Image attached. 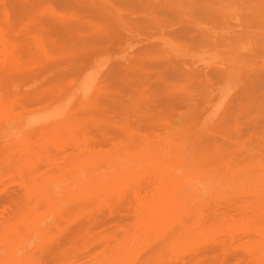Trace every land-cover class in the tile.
Instances as JSON below:
<instances>
[{
  "label": "rangeland",
  "instance_id": "374dc122",
  "mask_svg": "<svg viewBox=\"0 0 264 264\" xmlns=\"http://www.w3.org/2000/svg\"><path fill=\"white\" fill-rule=\"evenodd\" d=\"M7 1H8V4L3 5L4 3H7ZM12 1H14V3H12ZM15 1L16 0H0V2H1L0 4L3 3L2 4L3 6L0 5V9H2V10H0V12H1V14L3 13L4 16H5L4 17L3 15L0 14L1 16H3V17H0V20H1V22L4 20L3 21L4 24L7 23L5 25L2 24L3 22L1 23V26L4 25L5 29H2V27L0 26V31L4 34V36L6 35L5 36L6 38H8V37L11 38V39L8 38L9 40H13L15 38V40L20 39V41H21V39L22 40L25 39L24 41H26V38H27L28 41H31L33 39L30 42V46H31V43L33 44V42H34L35 36H37V34H35V32L38 33L40 31H43L42 27H39V22H41V20L43 22H46L45 20L48 19L47 21L49 23V20L51 18L50 13L48 11H45L46 9H44V10L42 9V4H44L42 1H44V0H38V1L37 0H24L25 2L23 0H19L20 2H22V4H20L22 6L21 8H19L20 7L19 3H18V7L16 6L17 4H16ZM36 1H37V5L34 3ZM45 1H47V0H45ZM58 1L57 0H50L49 6L55 8V9L61 7L60 9H62L63 5L65 4V1L63 0L64 3H61L63 1H60V0H58ZM77 1H78V4L77 3L76 4L78 5L79 9H84L85 7L86 8L90 7V9H88V11H86V12H83L85 10L82 11V13L84 15H87V18L89 20L90 19L97 20L98 23L101 26L108 27L109 29H114V28L117 29V28L123 26V28H122L123 31H124L123 33L124 34L126 33L123 37H128V38L127 39L124 38L123 42L120 43V44L113 43L112 41L109 40V42L102 48V50L100 48L99 49H95L94 48L92 53L90 54L91 56H87L85 59H80L79 58V55L80 56L82 55L81 54L80 45H74L76 47H72L73 45H64V48L56 47V46L52 47V48L49 47L50 48V50H49L50 57L48 56V57L44 58L43 60L38 58L39 59L38 60L36 58L37 57L36 56L35 59H34L35 54L37 55V51H34V52H36V53H34L33 50H29L30 55L28 56L27 54L29 52H27V49H26L27 46H28V44H27V46H25V48H24V49H26V51L25 50L24 51L27 53V54H24L26 56L25 61L28 63V62L31 61L32 58H33L32 60H34V61H31V64H29V65L26 64V62L25 63L23 62L24 63L23 64L24 68H23L22 73L15 74L12 77L11 76L10 77L7 76L5 78V81H4V85L5 86H4V88H6V87L7 88L4 89V90L6 91V93L8 92L7 93L8 96L13 94L12 92H14V91H15L14 93L18 94L17 96L19 98H21L23 96V94H24V96L27 94L21 100L25 102L26 98H28L27 99V103H28L30 98H31V95L33 94V92L35 93L37 90H39V88L42 85H43V90H44V88L46 90V88H47L46 86H48L47 91L49 90L48 91L49 94L46 91H44V93H43L44 99L43 100L48 103L49 99L51 100L50 102H52V101H54L56 99H59V98H61L60 100L63 99L62 102L60 101V103L62 105H60V103L58 102L59 100L56 102V104L58 103V105L60 106V107L58 106V109L60 108V109L64 110V112H66V114H67V112L68 113L70 112L71 114L69 113L68 115L72 116V114H76V113H74L75 110H76V112H77V110H79L77 107L78 106L80 107V105H78V103H79L78 101L79 100L77 101V99H79L78 95H79L80 91H78V90H76V88L72 87V81L76 82L78 77L84 71L87 72V69H88L89 66L91 67V66H94V64H97V67H98V66L101 65V70H103V72H104L109 67L111 62L115 61V59L117 57L121 56V54H122L121 52L125 48H128V50L131 51V52H134V51L138 52V51H142V50H147L148 48L153 47V46L158 47V44H163L164 53L166 51L165 54H167V51H168V53L170 54V57L172 59H174V60L179 62V65H180L181 69H186V67L189 68V65H190V66H192L191 69L195 70L197 72V73L192 74V76L194 78V85L191 87V90H192L193 94L195 95V98L197 99V101H194V104H190V106L188 105V106L185 107L186 110L188 108L191 109L190 112L192 110H195V115L192 116L189 113L188 120H186L185 122H181V123H177L176 119H175L173 121V123H175V124L168 123L169 124L168 126L165 125L168 128L167 129L161 128V129H159V132H158L157 128L154 129L152 127H150V128L149 127H144V126L138 124V121H136L135 126H138L140 128L139 129H134L135 131H132V132L129 133V131H127L125 129H122L121 125H122V122H126V120L134 122L133 120H134V118L136 116L132 119V113L133 112H130V111L129 112H124V111H121V110H115V109H112L109 105H105L103 107V105L106 103V101H105L106 98H101V99H99V101L101 103V106L99 108V113L101 114V116L105 117L106 120H102V122H101L100 118L102 119V117H100V115H97L93 119L89 118L88 117V110L85 109V108H84L83 111L80 109V111L82 112V114L87 113V114H85V116L87 115L86 117H88L87 119H89V120L83 119L85 116L83 115L84 116L83 117L82 114L79 111L76 114L78 116L75 115L76 118L73 115V117H74V118L72 117L73 119L72 118H69L70 120L68 118L64 119L63 121L66 122V120H67V123L62 122V124H66V126L69 127L68 130H70V131L72 130L73 132H75V134H73V132L66 131L67 130L66 126H65L66 128L62 127V128H65V131H63L64 133H62L60 131L61 135L59 134L60 136L57 137L56 142H54V143H56V145H54V143H50L49 144V145H52V146H49V151L51 150L50 153L48 152L49 153L48 154L49 158L46 157L45 159L39 160L36 163L35 166L37 168L36 171L38 172L37 175L46 176V173L49 172V171H52V170H54V171H57V170L61 171L62 170V172H63L64 166L67 163V165L69 167L66 165L67 167L65 166L64 172H66V171L68 172V171L71 170L74 173V174L73 173L69 174L70 178L73 179V178L81 177L82 179L84 178L83 180H86V179H88V177H90L93 174L108 173V175H111L114 170H117V169L121 168L122 166H126V165H131L132 166L133 165L132 167L134 169L136 168L137 171H139L141 175H139L140 176L139 178L131 176V180L128 181L130 184L141 182L140 184L142 186H149L150 185L149 183H151V185H150V187H151V186L156 185L157 181L158 182L162 181L164 184H165V182L168 183L170 181L168 185H171V183H172V185L174 184L175 187H177L179 183H180L179 186L183 183L182 185H185V187H186L187 185H193L195 183L193 181H196V183L194 185L197 186V184L200 182L198 184V186H205V185L207 186L208 185L207 187L210 188L209 192H210L211 196L209 195V192H208L207 195H206V193H205V195L203 194L202 198H200V199L204 198L205 201L208 200L210 202L211 200L215 199V197H216V196H213L214 198L209 199V198L212 197V195H215V194L218 195L220 193L219 196L221 197L222 196L221 192H223V193L226 192L225 195H224V200L223 201L225 202L224 204L228 203L225 200V196L227 195V196L230 197V198L228 197V199L226 198L230 202V204L228 203V205H225L223 207L224 204L222 203L220 205L222 207H220L219 204L222 202V198H223V196H222V198H220L221 202H219L218 200H213L214 201V203H213V201H211L212 202L211 207H213V208L211 209V207H210L209 211H211L213 209H214V211H211V212L208 213L207 211H205V210H207L205 205L202 206L203 202L199 203V202H201V200H198L199 197L196 198V199L193 198L194 199V201H193L194 203H197V205L202 204L201 207H205L204 212H206V213L203 212V209H204L203 208L202 212L204 213L203 214L204 216L202 217V215H201L202 213H198L197 212L196 208H198V207H195V208H193L191 210V212H190L191 214L190 215L192 216L193 214H196L197 216L195 215L196 216L195 218H197V217H199V215H201L199 218L202 221L203 225L208 220L211 221L212 219L215 220L217 218V220L213 221L214 223L211 222L212 223L211 224V229L216 227V233L218 232V235L216 233L215 234L217 235V238L218 237L221 238V239H218V242L216 241L217 239H216V235H214V232H211V236H208V237H206V236H196V235H194L192 237V234H191V236H188V237H184L183 236V237H179L177 239H174L175 241L173 239H171V240H173V243H170V244H171L172 247L175 245L173 247L174 250L172 249L170 244H166V243L163 244V245L161 244L162 247L158 246L157 248H151L153 246H156V244H154V243H156L157 241H160V240H152V241H150V239H147L145 241L144 239H140L141 241L143 240L142 241L143 245H135L134 248L130 252L128 250H126L125 252H122V250H119V253H118V250L115 248V245L117 246L118 241H119L118 238L120 237V236L118 237L117 235L120 234V233L122 234V230L120 229L118 224L121 223V220L123 219V217H121V219H120V216H123V214L121 213V215H120V212H119V215H118V213L115 212L113 214V216L111 217V215H109L108 213L106 215L105 211L99 210L98 212L100 214L102 212L105 213V216L103 214H101L103 217H105V219H103V224H102L104 227L102 225H98V227H99V229H98L97 226H95V228L93 226L92 230H93V232L96 230L97 231L96 233L95 232L91 233L90 232V231H92L91 229L85 230V231L82 230V226L84 224V222H83L84 219L81 218V221H79V222H77L78 220H75L76 222H73L75 226H73L72 225L73 223L70 222L69 223L70 229L68 231H70V230L71 231L69 232L68 236L63 238V240L65 239L64 241H66L67 240L66 238L68 237V239H70L69 237L71 235V240L70 241H72V242L70 243V241L68 240V243H70V246L67 243L68 244L67 246L69 248L72 246L71 249L64 248V246H66V244L64 245V241L62 240V237H60V236L59 237L58 236H53L55 239L56 238L58 239V240L56 239L57 242H55L57 244L54 243L57 246H55L53 244V242L55 240L53 237L50 238V241L51 242L53 241L52 242L53 246L50 245L51 243H50L49 239L47 240L46 238H44V239H46L48 241L47 244H49L51 246L50 247L51 250L49 248L50 252H48V250H46V251L43 252V255H42V252H41V256H40L39 254L35 253L37 250H38V252L40 250L38 248H36V246H34L37 250L35 249L36 250L35 251L34 247H32L33 251L30 252L32 254H29L28 257H27L28 259L24 260L23 263L22 262H20V263L21 264H25L27 261L30 262L31 259L33 260V259L37 258L36 255H39L41 257L40 258L38 256V258L36 259L37 261L35 260V262H38V263H35L34 261H31L30 264H33V262H34V264H40L39 263L40 259L42 260V261L40 260L41 264L42 263L44 264V261L47 262V263L45 262V264H52V262H53V264H59V263L55 262L54 259H56V261H61V260H59L60 258H63L62 259L63 261H61L62 263L63 262L64 263L65 262H69V263H65V264H76V263L77 264H95L96 262H97L96 264H106L107 262H109L107 264H111L110 262H112V264L113 263L115 264L116 263L115 261H117L118 258H119V260H118L119 262H117V264H120V262H121V264H135V263L136 264H142V262H144L143 264H147L148 262H149L148 264H150L151 262H155L156 263L157 261L159 262L158 264H164L165 262H166L165 264H173V263L175 264L176 260H178V262H179V263L177 262L178 264H182V263L183 264L184 263L185 264H189L188 260L191 263L192 259L196 260V261L200 260V261H197V264H198V262L200 264L201 261L202 262L207 261L208 262L207 264H211L212 262L209 263V261L216 259L217 261H215V262L219 263L218 260L220 258H222V260L225 258V260L227 259L226 261H228V262H225V260H223L219 264H227V263H229V264H244L246 262V260H248L249 264H251L250 262H252V264H254V263L255 264H257V263L259 264L260 262L264 261V259L261 258L262 256L264 257V253L260 254V252H259V249L263 248V245H264V240H263V238H264L263 234L264 233H261V231H258V232L254 231L256 226H255V228H253L254 226L252 224H254L255 221H250V222H254V223L251 224L253 227H251V225L248 223L253 231L248 226H245L246 228L244 227L245 230H243V232L240 231L242 229V227H243L242 226L243 223L241 221L242 220L241 217L244 218L245 216H247L248 218L245 217L246 218L245 220H248L249 216L252 215L251 213L255 212L256 208H254V207L250 208L249 206H252L254 204V203L252 204L251 201L255 200V197L259 196V194L255 192L256 196L254 195V198H253V195L250 194L252 192L248 191L249 192V194H248V192H245V193H244V191L238 192V191L233 190V188H231V187H234L231 184L236 183V180H237L236 178H237L238 174L241 173V170H242V173H241L242 176L240 175V177H238V178L242 177V178H244L246 180L245 176L248 177V173H250L252 176L253 175L254 176L257 175L256 178H254V176H253L252 180H251V178L250 179L247 178V181H246L247 182L246 183L247 186L248 185L251 186L250 181L254 182L253 180H256L254 182V187H257L259 184L262 185L264 183V0H96V1L95 0H77ZM31 2L34 5H36V6L34 7ZM39 3H41L40 4L41 6L38 5ZM25 4L28 7L25 6ZM6 5L10 6V7L7 6V8L9 10L6 9ZM1 6H2V8H1ZM24 6H25V8H24ZM3 7H5V8H3ZM26 7H27L28 10L31 7L32 8L30 9V11L27 12ZM36 7L39 8V9H37ZM10 8H15V9H10ZM22 8L24 9V11H23ZM35 8L37 10H39L40 12H38ZM34 9L36 11H34ZM41 9L43 10V12L41 11ZM3 10H4V12H3ZM14 11H16V13L17 12L18 13L16 14V13H14ZM31 11H32V13H31ZM33 11H34V13H33ZM24 12H26V13H24ZM29 12H30V14H29ZM35 12L36 13L38 12V13L36 14ZM12 13L15 14L14 17L11 15ZM32 14H34V15H32ZM11 17H13V18H11ZM45 17H46V19L44 20ZM7 18H9V19H7ZM10 19H12V20L14 19L15 21L14 20L11 21ZM9 21H11V23L13 22L12 24H14V23L16 24V25L14 24V26H13L14 28L11 30V31H13L12 33H10L11 31L9 32V30L11 29L10 28L11 26H9V23H10ZM11 23H10V25H12ZM6 25H8V27ZM4 26H3V28H4ZM5 30H6V33H5ZM14 32H15V35L19 34L20 36L17 35V37L18 36L19 37L16 38L15 35L14 36L12 35V37H10L11 36L10 34H14ZM44 34H45V32H44ZM7 35H10V36H7ZM45 36H47V35H45ZM24 37H26V38H24ZM29 37H31L30 38L31 40L29 39ZM55 40L56 39L53 38L51 42H54ZM17 41H19V40H17ZM24 41H21V42H24ZM34 46L35 45L33 44V46H31V47H34ZM83 47H85V46H83ZM30 48H28V49H30ZM174 48H175V50H173ZM0 49L1 50L3 49V45L1 44V41H0ZM31 49H33V48H31ZM60 49H62V50H60ZM177 49H179L180 52H177L176 51ZM31 51H32V53H34L33 54L34 56H31V54H32ZM207 55H210L211 57L207 56ZM201 56L203 57L204 61L208 60L209 61L208 63H210V64H208V66L206 68L204 67L206 70L203 67H201L203 65L202 63L204 62V61L202 62L201 61L202 59L199 58ZM28 57H30V58L32 57L31 59L29 58L30 61H28V59H27ZM214 58L216 60H218V61L223 62V63H218V61H217V63H214L215 62ZM198 59H201V60H198ZM210 59L211 60L214 59V62L212 61L214 64L212 62H210L211 61ZM41 60H42V62H41ZM51 60L54 62L52 64L53 66H51V62H52ZM54 60L56 62L60 60V63L59 62L56 63ZM34 62H36L37 64L35 63L34 66H33ZM38 62H39V64H38ZM40 62H41V64H40ZM186 62H188V63H186ZM189 62H191V64ZM194 62H195V65H194ZM217 64H220L221 66L220 65L217 66ZM38 65H39L40 69H39ZM54 65H56V66L59 65V66H62V68H64V67H66V68L64 70H62V68H61V70H60V67L58 66L59 68H55V70L57 69L56 72L53 71V69L51 68L50 69L51 73H47V72H49V71H47V70H49V67L50 66L54 67ZM26 66H28V67H26ZM45 66H47V67H45ZM196 66L198 67V70H197ZM41 68L43 70H45V72L47 73V76H46V73ZM193 68H196V69H193ZM224 68L228 69V71H223ZM152 69H154V68H152ZM203 69L205 70V72H204ZM59 70H60V72H62L61 74L64 75V76L61 75L59 77L60 78L61 77L62 78L65 77V78H67L66 79L67 81H65L64 79H63V81H61L62 79L59 80V78H57L58 75L60 74L58 72ZM40 71H43L44 73L41 72V74H45V75L41 76L40 73H39ZM63 71L64 72H68V73H66L67 75L64 74ZM54 72H55V74L57 73V75H55ZM17 75H19L20 79L19 78L17 79V77H18ZM65 75L68 76V77H66ZM206 75H208V76H206ZM39 76L42 77L43 80ZM14 77H15V79L17 81L14 79ZM33 77L35 79H38V80L41 79L40 81L41 82L43 81V82L41 83L38 80H36V82H35V79H34V83H33L32 82L33 80H31V79H33ZM49 77H52V80ZM73 77H75V78H73ZM10 79H11V82H12V79H14L16 81V82H12V83H15V84H13V86L11 85L12 83L10 84ZM48 80L51 81L50 82L51 85L48 83L49 82ZM57 80H58V82H57ZM64 81H65V83H64ZM69 81H70V83H69ZM31 82H32V84H30ZM46 82H47V84H46ZM16 84H19V85L17 86ZM44 84H46V85H44ZM48 84L50 86L53 85V87H49ZM22 85L23 86L27 85V86L23 87ZM64 85L66 86V89L64 87H63L64 89L62 88V86H64ZM58 86L61 87V88H59ZM34 87H36L37 90ZM70 87H71V89L74 90L73 93L71 91H70L71 93H69ZM53 88H56V89H53ZM58 88H59V90H58ZM9 90L11 92H9ZM16 90L18 91V93L16 92ZM50 90L51 91L53 90V92L55 91L54 92L55 94L59 93L56 96V98H54L55 96L53 97V95L51 94L52 92L50 93ZM62 90H64V92ZM94 90H95V88L93 87V89L91 91L93 92ZM56 91H58V92L56 93ZM59 91H61V92H59ZM228 91H230V93L227 96L226 93H228ZM65 93H69L68 94L69 95L68 102L70 101L69 98H71V97L75 98V99L77 98L76 100L75 99L74 100L71 99L72 102L73 101L75 102L74 105H76V109L72 108V107H75V106H73L74 102L73 103L71 102L70 104H68V102H66L65 98H67V97H66ZM16 94H13V95L15 96ZM29 94H30V96H29ZM74 95H76V97ZM221 95L222 96L225 95L226 98H224L225 100L224 99L222 100V104L219 106V108H218L219 110L217 111V114L213 118H211V121L208 122V123H205L204 127H202V125H200L201 123H204V122L200 121L199 123L196 124L197 117L201 119L202 115L204 114L206 109L209 108L210 105H212L214 103V99L215 98L217 99V97L219 98ZM48 96H50V97H48ZM222 96H221V98H222ZM11 98H14V97L12 96ZM15 98H14L13 102L11 103L13 105L12 106V109H13L12 113L16 114V112H17L19 114L21 112V113H23V115L29 114V113H32V111L34 112V109H36L39 106L38 104H37L38 106H36V103H34L32 101V103H29V104H31L32 106L35 104L33 107L32 106L30 107L29 105L23 106V104H21V107H20L19 103H22V102L16 100L17 98L16 99ZM15 102H19L18 103L19 105L17 104L18 107L16 106ZM27 103L25 102V104H27ZM39 104H42V103H39ZM43 104H45V103L43 102ZM64 105H67V106H64ZM55 106H57V105H54L53 107H55ZM70 106H71L72 110L74 111L73 112L71 110L73 113L70 111ZM19 107L20 108L23 107V108L20 109ZM17 108H19L20 110L17 109ZM30 109H32V110H30ZM86 110H87V112H86ZM84 111H85V113H83ZM63 116H65V115H63ZM77 117L81 118L82 121H84L86 123L88 122V125H90L91 127H88V126L84 125L86 123H84V124L82 123V124H78L79 126L77 125V127H78L77 128L76 127V123H75L76 122L75 119L79 120ZM94 119H95L96 123H94ZM97 119H99V120H97ZM73 120H74V122H73ZM89 121H90V123H89ZM92 121H93V123H92ZM68 122H70V124H72V125L74 124L75 128H74V125L72 126V125L69 124V126H68L67 125ZM236 123H237V125H236ZM95 125H97L98 127L95 126ZM83 126H86V127H83ZM49 127L50 126L47 127L48 130L46 129L47 131H49ZM80 127L84 128L85 132H83V133L85 135L82 133L83 129L80 128ZM53 128L55 129V127H53ZM53 128H52V126L50 127L51 130ZM62 128L60 126L61 130H62ZM87 128H88V130H87ZM103 128H105L107 130L106 131L107 135H106V132H105V134L104 133L102 134V133L99 132V130L100 131L101 130L105 131V129H103ZM143 129H144V131H143ZM136 130H140V131H136ZM51 132L49 134L50 135L52 134L51 136H54L55 135V131L52 132V133ZM66 132L69 135L68 134L65 135ZM91 132H94L95 134L96 133L97 134L100 133L101 134L100 135V139L98 137H95V134H92ZM155 132H157V133H155ZM31 133L34 134L32 131H31ZM90 133H91V135H89ZM77 134H79V135H77ZM86 134L88 136H92L93 138L95 137L94 139L97 138L98 143H97V140L93 141L92 137L88 138V136H86ZM75 135L78 136V137L75 138ZM103 135L107 136V139ZM125 135H126V138L129 137V138H127V140H125V138H123V136H125ZM135 135H137V137H139V138H136ZM37 136L38 135H34V137L33 136L32 137H33V139L39 138ZM67 136H69V137H67ZM83 136L85 138H83ZM101 136H103L106 141L108 140V142H106L104 139H103L104 140V142H103V140H101V138H103V137H101ZM108 136H109V138H108ZM145 136L146 137L148 136L147 137L148 142L146 140L144 141ZM173 136H175L177 138H175ZM65 137H66V139H64ZM80 137H82L83 139L80 138ZM140 137L143 140L142 142L140 140ZM171 137H173L174 139L171 138ZM113 138H115V139H113ZM155 138H156L157 142L154 140ZM89 139H90V141L92 140L91 141V145H90V142L88 141ZM120 139H121V141H119ZM168 139L171 142H169ZM176 139H178V140H176ZM62 140H64V141H62ZM78 140H79V143H77ZM85 140H87L88 143ZM109 140H111L112 142L109 141ZM66 141H67V143H66ZM151 141H152V143H150ZM193 141L195 142V144H194ZM68 142H70L72 145H73V143H75V145L71 146V144L68 143ZM100 142H103V143L101 144ZM109 142H111V144L116 142V144H113L114 146L110 147L111 144ZM191 142H192V145H191ZM65 143L67 144L65 146L68 149L72 148L73 151H72V149L69 151L64 146ZM94 143H97V144H94ZM106 143H108V145L109 144L110 145L108 146ZM140 143H142V144H140ZM145 143L147 144V146L144 147ZM149 143L151 144V147H148V146H150ZM203 143H204V147H203ZM99 144H101L102 147L106 146L105 147L106 149L102 148ZM118 144H120V145H118ZM98 145H99V147H98ZM132 145H134L133 147H135V146L136 147L133 148ZM161 145H163V146H161ZM184 145L185 146L187 145L189 149L187 147L185 149ZM58 146H60V147L62 146L61 150L59 149ZM96 146H97L98 150L96 149ZM63 147H64V150L62 149ZM74 147H75V149H74ZM107 147H109V148H107ZM183 147H184V149H183ZM145 148H146V150H145ZM149 148H151V149H149ZM155 148H156V150H155ZM58 149H59L60 152L58 151ZM65 149H67V150H65ZM173 149H175V150H173ZM190 149H193V150H190ZM196 149L198 151L201 149L200 153L202 152L201 155H203L204 158L206 157L205 159L207 161H210V158H211V161H210L211 165L210 164H208L209 166L208 165L207 166L202 165V162L198 161V160H200V158H199L200 155L199 154H198L196 159L194 158L195 160H197L198 158L199 159L197 160V162L195 164L193 163L194 162V160H192L193 156H192V154L189 155V153H191L190 151H194L193 153H195V155H197L196 154ZM202 149H204L205 151H206V149H207V151L209 149V152L211 151V155H209V152H206V153H208L207 156L204 155L206 153H204L205 151H203ZM84 150H86V151H84ZM89 150L90 151L92 150L91 151L92 154H91V152ZM147 150H149V151H147ZM160 150H162V151H160ZM182 150L184 152H185V150L188 151V153H187V151L185 152V155L188 154L187 157H184L185 160L183 159V157L178 159V156H180V152H182ZM61 151H62V153H61ZM76 151L80 152V154L77 153ZM171 151H172V153H171ZM81 152H82V154H81ZM89 152H90V154H89ZM147 152L148 153L150 152L151 154L150 153L148 154ZM158 152H160V153L158 154ZM161 152H164V154L162 155ZM167 152H169V154L171 153L172 157L169 156L167 154ZM64 153H65V155H64ZM53 154H54V156H53ZM72 154H74V157H72ZM156 154L158 156L161 155L160 158ZM177 154H178V156H177ZM214 154H215V156H212ZM62 155H63V157H62ZM149 155H152V157L153 156L154 157L152 158ZM174 155H176V156H174ZM58 156H60V158ZM65 156H67V158H66L67 160L65 159ZM75 156H77V157H75ZM134 156H136V157H134ZM139 156H141L140 159H139ZM162 156H163V158H162ZM169 157H170V159L171 158L172 159L171 160L168 159ZM149 158L151 160H149ZM164 158H166V160L168 159L170 161L174 160L173 158H175V159L177 158L179 161L176 159L178 162H176V160H175V162L176 163L180 162V165L179 164L178 165L175 164V162H173V161H172L173 164L165 163L166 161H164L165 160ZM186 158H188V159H186ZM63 159H64V162L62 161ZM68 159H69V161L70 160L71 161L69 162ZM155 159H158V160L161 159L162 160V161L161 160L160 161H161V164H164V167H163L164 169H161L162 167L161 168L159 167L160 163L158 164V160L156 161ZM216 159H220V160H218L219 163L217 162ZM56 160H58V161H56ZM138 160H139L140 163L139 162H135V161H138ZM220 161H221V164H220ZM227 161H228V163H227ZM47 162H49V163H47ZM62 162L64 163V165H63ZM147 162H149V163H147ZM181 162L185 164V165L183 164L184 165L183 167H180L182 165ZM203 162H205V160H203ZM70 163L72 164L71 166H70ZM224 163H226V164H224ZM166 164H168V165H166ZM187 164H189V165L186 166ZM204 164H206V162ZM51 165H53V166H51ZM99 165H101L102 167L99 166ZM222 165L226 169L227 168L228 169L225 171V168H223ZM226 165L229 166V167H226ZM161 166H163V165H161ZM167 166L168 167L170 166L169 167L170 170L168 169ZM174 166H175V168H174ZM204 166H205V168L207 167L208 171L210 169L211 171L213 170L214 172H210L211 173L210 175L208 174V175H205V177H204V173L208 172V171L202 170L204 168ZM157 167H159V170L161 169L163 172L160 173L161 170L158 172ZM179 167H180V169H179ZM220 167H221V169H220ZM74 168H76V169L74 170ZM184 168H188V169H184ZM38 169H40V170H38ZM67 169H69V170H67ZM181 169L182 170L184 169L183 171H186L185 173H188L189 176H191L190 173L193 174L195 172L193 174L194 176L193 177L191 176L192 178L189 177L188 174L186 175L188 178L185 177V176H181V175H183ZM193 169H195V170H193ZM200 169H201V171H204V172H202L203 174L201 173ZM215 169H218L219 173ZM244 169H245L246 172L244 171ZM192 170H193V172H192ZM222 170H224V171H222ZM230 170H231V172H230ZM247 171H248V173H247ZM156 172H158V173H156ZM185 173H184V175H185ZM199 173H201V174H199ZM212 173H214V174H212ZM220 173L223 174L224 176L221 175ZM167 174H169V175H167ZM231 174L232 175L234 174L235 176L233 175V177H231L232 176ZM236 174H237V176H236ZM250 174H249V177H252ZM180 176L182 177V179H181ZM209 176H211V177L208 178ZM8 177H11L10 179L9 178L8 179L15 186V183H14V180H13L14 177H13V179H12L11 175H9ZM145 177H147L148 179L145 178ZM178 177H179V179L182 180V182L180 180H178ZM196 177H197V180H194V178H196ZM213 178H216L217 181L218 180L221 181V179H222V181H224L226 179L225 180L226 182L225 181L223 182L224 185H226L228 183V180L231 179V178L232 179L235 178L236 180L234 179L235 182H231L232 180H230L229 181V186H228V184H227V188L223 186V189H224L223 190L222 189L223 183L221 184L222 181L220 182V184H221V186H220L221 189H220L219 188L220 184L218 185L219 181L216 182V179H213ZM242 178L238 179V180L239 181L243 180ZM168 179H169V181H168ZM198 179H200L199 182H198ZM201 179H203V181H206L207 179H210L209 182H211L212 185L207 184L208 180L206 181V183L204 182L205 185L204 184L202 185ZM212 179L214 180V182L216 184H213L214 182L211 181ZM142 180H144L146 182V184ZM177 180L180 181V182H178ZM248 180H250V181H248ZM191 181L193 182V184L190 183ZM184 182H186V183H184ZM188 182H189V184H187ZM238 182H237V185L239 184ZM241 182H243V181H241ZM256 182L257 183L261 182V183H259L257 185ZM255 183H256L257 186L255 185ZM143 184H145V185H143ZM244 184H245V182L242 183V185H244ZM215 185L218 186L217 188L220 189L219 190L220 192L219 191L216 192L218 189L215 187ZM10 186L8 187L9 188V193H6V192H8V190H6L4 192L0 191V193L2 192L1 193L2 195L0 194V197L1 196L3 197L2 199H0L1 200L0 202L2 204L5 203L4 199H8L6 197L8 195L10 196L13 192H14L13 193L14 197H16V198L20 194L19 190L14 189V186L12 187L11 184H10ZM240 186L238 185L237 187L238 188H242L243 187V186L242 187H240ZM247 186L245 188H249L250 187V186L249 187H247ZM251 187H253V186H251ZM263 187H264V184L262 186L259 185L258 188H255V189L252 188L253 189L252 191H255L257 189L258 191L260 190L262 192L263 191L262 190ZM10 188H11L12 191L10 190ZM213 188H215L214 189L215 192H214ZM230 188L233 191H235V192L234 193H230L229 192V191H231ZM238 188H236V184H235V188L234 189H238ZM228 189H230V190H228ZM243 189L244 188H242V190ZM238 190H240V189H238ZM247 190H249V189H247ZM143 191H142V194H141V198H142V195L144 196V198H142V199H145V198L149 199V198L152 197V193H151L152 191L151 192L149 190H143ZM211 192H214V194L211 193ZM3 193H6V194L3 195ZM143 193L147 194V195L145 196ZM227 193H229L230 195H228ZM208 195H209V197H208ZM263 195L264 194H262L260 196H262L263 200H264V196ZM4 196H6V197L4 198ZM219 196H217V197H219ZM259 198H261V197H257V199H258L257 203H259V200H260ZM7 201L8 200H6V204L9 203V202L7 203ZM205 201H204V203L207 204V202H205ZM216 201H217V203L219 202V204H217L218 206L215 203ZM255 201H253V202H255ZM261 201H262V199L260 200V203H261ZM211 202H210V204H211ZM248 202L250 203L249 206H247L249 204ZM231 203H232V205H231ZM70 204L71 203H69V205H68V211H69V209L72 210L73 209L72 207H74L73 204L72 205H70ZM210 204H208V205L210 206ZM209 206L207 208H209ZM246 206L249 207V208L247 209ZM3 207H5V209ZM2 208L4 209L3 212L5 214V210L8 207H6L5 204L2 207L0 206V212H1L0 216H2L1 214H3L2 211H1V210H3ZM224 208L228 209L227 211H229L231 209L228 213H229V215H231L230 217L233 218V221H232V219L229 216H226L227 215L226 214L227 211ZM194 209H196V211ZM199 209H200V207H199ZM219 209H220V211H219ZM250 209L252 210L251 212L249 211ZM8 210H10V208L7 209L6 211H8ZM71 210L69 212H67V213L71 217H73L72 213H71ZM217 211H219V212H217ZM8 213H9V211H8ZM207 213L209 215L211 213L212 219H211V217L209 218V216H207L208 215ZM6 215H7V212H6ZM116 215H117V217H116ZM220 215L222 217L223 216L225 217V218H222V220L224 219L226 222L228 220V223L224 224V226L226 228L225 229L226 232L223 229V231H224L222 233L223 236H221L220 232H222L221 228H224V227H222L223 224H222V226L220 224H221V222L223 223L225 221L221 220V216ZM205 216L207 217V220H206V218L204 219ZM218 216L220 217L219 219H218ZM226 217L230 218L231 222H229V219H226ZM115 218H118V219H116L117 222L115 221ZM108 219H110V220L108 221ZM113 220L115 222H113ZM218 220H220L221 222L218 221ZM111 221L113 223H111L109 225L108 222H111ZM217 221L220 222V223H218ZM248 221H246V222H248ZM215 222L217 223V226L220 225L219 227H221V228L215 226L216 225ZM232 223H234V225H235V223H238V225L234 226ZM229 224L230 225L232 224L231 226H229L230 228L226 226V225H229ZM116 225L118 226V229H117ZM243 225H245V224H243ZM106 226H108V228L110 226H112V227H110L111 230H113L112 228L116 227L115 228L116 230L112 231L113 233L115 232L114 233L115 235L114 234H107L106 233L107 229H105L106 231L104 230L105 231V233H104V231H102V230H103V228H107ZM79 227H80V229H79ZM96 227H97L98 230L96 229ZM76 229H79V230L76 231ZM80 230L82 231V233H78ZM228 230H229V234L231 233L230 236L227 234ZM119 231H120V233H119ZM99 232L102 233V235H100L101 237L104 235L103 236L104 238L102 237L103 239L99 238V236H98ZM107 232H109V231H107ZM73 233H76V234H79V235L81 234L80 236L78 235L79 239H76L77 236H75L76 234H74V236H75L74 237ZM84 233L87 234L89 236V238H90V236H92V234H93V236H92V238H90L88 240V237L86 238ZM225 233H226V235H225ZM258 234L262 235V239H260L261 240L260 243H259V239H258V243L255 242L256 241V237L255 236H257V238L258 237L261 238V235L258 236ZM105 235L107 237H105ZM188 235H190V234H188ZM81 236H82V239L80 238ZM185 236H187V235H185ZM236 236H237V240H235ZM253 236L255 238V241H254V238H252ZM97 237L100 239L99 241L96 240V239H98ZM111 237H115L113 239H116L115 240L116 243H115V245H113V247H112V244H114V241H113V239H111ZM59 238H61V239L59 240ZM73 238L76 241H73L74 240ZM105 238H109V239H107L109 241H108V243L105 242L107 244L104 245L103 242H104V240H106ZM187 238H188V240H187ZM214 238L216 240L215 241L214 240L211 241ZM226 238L228 240H225ZM84 239H86V240H84ZM91 239H95L94 241L96 243L90 241ZM167 239H169V238H167ZM182 239H183V241H182ZM184 239H185V241H184ZM102 240H103V242H102ZM252 240L254 241V243L260 244V246L257 245L256 248H255V246H252V244H253L251 242ZM58 241L63 242L64 246L62 245V243H61V245H59ZM85 241H87L89 244L88 243H87L88 245H86V244L84 245L83 244L85 249L82 248V253L86 254V252H88L87 253L88 255L86 254L84 256L83 254H80L81 253V249L80 250H78V249L82 247L81 244L84 243ZM164 241L166 242V239ZM203 241L205 242L206 246H205ZM227 241H228V244H227ZM248 241H250V242H248ZM75 242H76L77 245L79 243V245H81V247L78 248L79 245L77 246L75 244ZM219 242H222V243L225 244V245L222 244L224 248L222 247V245ZM246 242H248V243L246 244ZM174 243H176V244H174ZM193 243L195 245H193ZM196 243H197V245H196ZM211 243H214L215 245L217 243V245L213 247L214 244H211ZM232 243L234 244V246H232L233 245ZM244 243L246 245H248V246L245 245L246 247H244V245H243ZM208 244H210L209 248H210V246H212V249L214 251L208 248V246H207ZM240 244H241V246H240ZM226 245H228V246H226ZM253 245H255V244H253ZM60 246H63V249H60L61 248ZM100 246H102V247H100ZM109 246H110V248H109ZM168 246H170L171 252L168 251V249H169L168 248L167 252H166L167 255H166L164 251L162 252V250H163V247L167 248ZM188 246L190 247V249L193 248L192 254L190 253L191 250L189 249ZM73 247H75V249ZM185 247L187 248V250H186ZM243 247H244V249H243ZM247 247H248V250L246 249ZM257 247L259 248L258 250H256ZM92 248H93L94 252H92V250H91ZM111 248H114V250H111ZM179 248H182V250L179 249ZM183 248H185V250ZM225 248H227V249L229 248L230 249V250L226 249L227 253L226 252L224 253V251L222 252V254L224 253L225 255H222V254L218 253L219 250L221 252V250H225ZM55 249H57L56 250L57 252L55 251ZM76 249L78 251H80V252L76 251ZM148 249L149 250L151 249L150 252H151V254H154V256L150 255V252H149ZM153 249H156V250L159 249L158 251H160V249H161V253H159L157 251V254L160 255L159 258L157 257L159 255H155L154 251H156V250H153ZM194 249H195V251H194ZM240 249H242L243 251H241ZM1 250H4V249L0 248V251ZM90 250H91V253H89ZM104 250H107V252H105ZM178 250L180 251L179 257H178V253H179ZM209 250H210V252H209ZM262 250H263L262 252H264V248ZM137 251H140L139 256H137L135 254V253H137ZM173 251H174V253H173ZM185 251H188L189 253L185 252ZM248 251H252V252L256 253V255H259V256H257V257L255 256L254 257V255H252V254L249 255V253H251V252H248ZM260 251H261V249H260ZM8 252L9 251H7V250L5 252L4 251L0 252V256L2 254H3V256L5 255L4 256L5 258H3V256L0 257V258L5 259V260L1 259L3 261H1L0 264H13L12 263L13 262L12 259H10V252L9 253ZM109 252H111L110 255H108ZM115 252L118 253V255L116 254V256H114ZM235 252H237V253H235ZM245 252H248V253H245ZM4 253H6V254H4ZM50 253H51V255L47 256ZM78 253H79L80 256H78ZM163 253L165 254L166 257L164 256ZM171 253H173V254H171ZM182 253L183 254L186 253L188 255V257H187V255L186 256L183 255L184 257L182 256L183 257L182 258L180 256V255H182ZM197 253H199V254H197ZM100 254H101V256H100ZM130 254L133 255L134 257L132 258ZM194 254L195 255L197 254V255L195 256ZM211 254L213 256H216V255L217 256L213 257ZM226 254H228V255L231 254L230 257H231V259L233 261H234V257L235 258L238 257V258H236V260L234 262L230 263L229 259H228L229 256L228 255L226 256ZM234 254H238V255L236 256ZM149 255L152 258H154V260L155 259H158V260L154 261ZM162 255H163V257H162ZM198 255H200V256L202 255L203 258L198 256ZM31 256H33V257L31 258ZM42 256H43V259H42ZM97 256H99V257H97ZM123 256L125 257V262H124V257ZM155 256L157 258H155ZM167 256H168L169 259L167 258ZM210 256H211V258H210ZM249 256H252V257H249ZM66 257H68V258L65 260ZM76 257L77 258L79 257V259H77V261L79 263L76 261ZM86 257H87V259H86ZM92 257H94V258H92ZM106 257H109V258H106ZM180 257L183 259L182 262H181V258ZM197 257H198V259H197ZM207 257L209 259H211V260H209ZM248 257L250 259H248ZM71 258H72V261L70 260ZM83 258H85L84 261L82 260ZM163 258H165V259H163ZM176 258H178V259H176ZM187 258H188V260H187ZM251 258L254 259V260H252ZM126 259H127V262H126ZM132 259H134V262H133ZM159 259H162V261L161 260L159 261ZM166 259H168V262H167ZM231 259H230V261H232ZM261 259H263V260H261ZM50 260L52 262H49ZM150 260H153V261H150ZM103 261H105V262L103 263ZM128 261H130V263ZM29 262H28V264H29ZM145 262H147V263H145ZM202 262H201V264H202ZM205 263L206 262H204V264ZM193 264H194V262H193ZM213 264H214V262H213ZM262 264H264V263L262 262Z\"/></svg>",
  "mask_w": 264,
  "mask_h": 264
},
{
  "label": "bare ground",
  "instance_id": "6f19581e",
  "mask_svg": "<svg viewBox=\"0 0 264 264\" xmlns=\"http://www.w3.org/2000/svg\"><path fill=\"white\" fill-rule=\"evenodd\" d=\"M24 1V0H23ZM38 1V0H37ZM37 1L36 2H34L36 5H37ZM58 1V0H57ZM60 1H63V0H60ZM65 1V4L63 5V7H62V9H60V8H57V9H55V8H53V7H50L49 6V2H50V0H47V1H42L44 4H42V9L44 10V9H46L45 11H48L49 13H50V16H51V18H50V20H49V23H48V19L47 20H45L46 19V17L44 18V20L46 21V22H43L42 20H41V22H39V27H42V30L43 31H40V32H38V33H36L35 32V34H37V36H35V38H34V42H33V44L35 45L34 47H31V46H33V44L31 43V46H30V42L33 40H31L30 38L31 37H29V39L31 40V41H28L27 40V38L26 37H24V38H26V41H24L25 39H21V41H24V42H21L20 41V39H17V40H19V41H17V40H15V38L13 39V40H9V39H11V38H6L5 36H4V34L0 31V41H1V44L3 45V49L1 50L0 49V191H6V190H8V192H6V193H9V186H10V184L12 185V187L14 186L13 184H12V182H10V178L11 177H8L9 175H11L12 176V179H13V177H14V183H15V186H14V189H17V190H19V196L16 198V197H14V192L9 196H4V198L6 197V198H8V199H4V201H5V203H1L0 204V206L2 207V206H4V204L6 205V207H8L7 209H9L10 208V210H8L9 211V213H8V211H6L5 210V214H4V209H5V207H3L2 209L3 210H1L2 211V213L3 214H1L2 216H0V248H2V249H4V250H1L0 252H2V251H9L10 252V259H12V263L13 264H19L20 262H22L23 263V261L24 260H27L28 258V255L29 254H32V253H30V252H32L33 251V249H32V247H34V246H36V248H38L40 251V253L38 252V250L34 247V250L36 251L35 253L36 254H39L40 256H41V252H42V255H43V252L44 251H46V250H48V252H50L49 251V248L51 247L50 245H52L53 246V244L55 243V242H57V240L53 237V236H60V237H62V240H63V238L64 237H66V236H68L69 235V232L71 231H68L69 229H70V225H69V223L70 222H76L75 220H78L77 222H79V221H81V218L82 219H84V224H83V226H82V230L83 231H85V230H89V229H91L92 230V227L94 226V228H95V226H97L98 227V225H102L103 224V219H105V217H103L101 214H103L104 216H105V213H99L98 211L99 210H102V211H105L106 212V215H107V213L109 214V215H111V217L113 216V214L115 213V212H117L118 213V215H119V212H120V215H121V213L123 214V216H120V219H121V217H123V219L121 220V223H119L118 224V226L120 227V229L122 230V234L120 233V231H119V233L121 234H118L117 236L119 237L118 238V244H117V246L115 245V240L116 239H113V238H115V237H111V239H113V241H114V244H112V247H113V245H115V248L118 250V253H119V250H122V252H125L126 250H128L129 252L134 248V246L135 245H143V240L141 241L140 239H144L145 241L147 240V239H150V241H152V240H160V241H155L156 243H154V244H156V246H153V247H151V248H157L158 246H161V244L163 245V244H170V243H173V240L174 239H177V238H179V237H188V236H191V234H192V237L194 236V235H196V236H206V237H208V236H211V232H214V235H218V232L216 233V227L215 228H212L211 229V224L212 223H214L213 221H215V220H217V218L215 219V220H213L212 219V217H211V213H210V215L208 214L209 212H211V211H214V209L213 210H211V211H209V209H210V207H211V205H212V202L211 201H213V200H218L219 202H221L220 201V198H222V196H223V198H222V202L219 204V202L217 203V201L215 202L216 203V205L217 204H219V206L223 203H225L223 200H224V195H225V193L226 192H221V194H222V196L220 197L219 196V194L218 195H212V197L211 198H209V199H212V198H214L213 196H216L215 197V199H213V200H211L210 202H211V204H210V202L207 200V201H205V199L203 200V199H200V198H202V196H203V194L205 195V193H206V195L208 194V192H209V190H210V188H208L205 184H204V182L206 183V181L208 180V183L207 184H209V185H212V183L211 182H209V180L210 179H207L206 181H203V179H201V181H202V185L204 184L205 186H198V184L200 183L199 181H200V179H198V184H197V186L196 185H194L195 183H196V181H193V182H195L194 184H193V182L191 181L190 183H192L193 185H187V184H189V182L186 184L187 186L185 187V185H180L179 186V184H178V186L177 187H175V185L173 186L172 185V183H171V185H168L169 184V179H168V183H166L165 182V184L162 182V181H160V182H158L157 181V184L156 185H154V186H151L150 187V185H151V183H149L150 185L149 186H142L140 183L141 182H137V183H134V184H130L128 181L129 180H131V176H134V177H136V178H139L140 176L139 175H141L140 174V172L139 171H137V169L135 168H133L131 165H126V166H120L121 168H119V169H117V170H114L113 171V173L111 174V175H108V173H98V174H93V175H91L90 177H88V179H86V180H83L81 177H77V178H70V175L69 174H71V173H73L71 170L70 171H66V172H64V170H65V166L67 165V163L65 164V166H64V170H63V172H62V170L61 171H54V170H52V171H49V172H47L46 173V176H44V175H37L38 174V172L36 171L37 170V168H36V163L39 161V160H42V159H45L46 157H48V154L50 153V151H49V146H52V145H49L50 143H54V142H56V140H57V137H59L60 135H61V132L62 133H64L63 131H65V128L67 127L66 126V124H62V122H64L63 120L64 119H66V118H72L73 117V115H74V117H75V115L77 114V112L79 111L81 114H82V112L80 111V109L83 111L84 110V108L85 109H87L88 110V117L89 118H91V119H93V118H95L97 115H100V117H102V119L100 118V121L102 122V120H106V118L105 117H103V116H101V114L99 113V108H100V106H101V103H100V101H99V99H101V98H106V103L103 105V107L105 106V105H109L112 109H115V110H121V111H124V112H133L132 113V119L134 118V122H131V121H129V120H126V122H122V125H121V128L122 129H125V130H127V131H129V133L130 132H132V131H135L134 129H139L140 127H138V126H135V123H136V121H138V124H140V125H142V126H144V127H152V128H154V129H156L157 128V130H158V132H159V129H161V128H165V129H167L168 127H166V126H168L169 124L168 123H173V121L176 119V122L177 123H181V122H185L186 120H188V118H189V113H190V115H192V116H194L195 115V110H192L191 112H190V110L191 109H185V107L186 106H190V104H194V101H197V99L195 98V95L193 94V92H192V90H191V87L194 85V78H193V76H192V74H194V73H197L195 70H192L191 68H192V66H190L189 65V68H187L186 67V69H181L180 68V65H179V62L178 61H176V60H174V59H172L171 57H170V54L168 53V51H167V54H165L166 53V51H165V53H164V46H163V44H158V47H156V46H153V47H150V48H148L147 50H142V51H134V52H131V51H129L128 50V48H125V49H123L122 50V54H121V56L120 57H117L116 59H115V61H113V62H111V64L109 65V67L103 72V70H101V65L100 66H98L97 67V64H94V66H89L88 67V69H87V72L86 71H84L79 77H78V79H77V81L76 82H73L72 81V87H74V88H76V90H78V91H80V93H79V99H77V101L79 102L78 103V105H80V107L78 106L77 108L79 109V110H77V112H76V110H75V112L72 110V108L73 109H76V105H74L75 104V102L73 103L72 102V100H74L75 98H69L70 99V101L68 102V97H69V93H73L74 92V90L73 89H71V87H70V90H69V93H65L66 94V97L67 98H65L66 99V102H68V104H70L71 102L73 103V106H75V107H72L71 108V106H70V111L72 110L74 113H76V114H72V116H69L68 114L70 113H68L67 112V114H66V112H64V110H62V109H58V103L56 104V102L58 101L59 103H60V101L62 102V100H60L61 98H59V99H56V100H54V101H52V102H50L51 100L49 99L48 101V103L47 102H45L43 99H44V95H43V93H44V91H46L47 93H48V91H47V88H48V86H46L47 88H46V90H45V88H44V90H43V85L39 88V90H37V88L36 87H34V88H36V92L34 93L33 91V94L31 95V98H30V100H29V102L27 103V99L28 98H26V103L27 104H25V102L24 101H22L21 99H23V97H25L24 96V94H23V96L21 97V98H19L17 95L18 94H16V93H14V92H12L13 94H16L15 96L13 95V94H11L10 96H8L7 95V93H6V91L4 90V89H6V88H4V81H5V78L7 77V76H14L15 74H19V73H22V71H23V68H24V63L26 62L25 61V58H26V56L24 55V54H27L25 51H26V49H27V52H29V50H33V52L34 51H37V55L35 54V56L33 55L34 53H36V52H34V53H32V51H31V56H34V59H35V57L38 59H44V58H46V57H50V54H49V50H50V48L49 47H61V48H64V45H73L72 47H76V46H74V45H80V47H81V56L79 55V58L80 59H85L87 56H91L90 54L92 53V51H93V49L95 48V49H101L102 50V48L109 42V40L110 41H112L113 43H116V44H120V43H122L123 42V40H124V38H128V37H123L125 34L123 33L124 31H123V26H121V27H119V28H114V29H109L108 27H103V26H101L99 23H98V21L97 20H94V19H88L87 18V15H84L83 13H82V11L83 10H85V11H83V12H86V11H88V9H90V7H85L84 9H79V7H78V1L77 0H64ZM64 1L63 2H61V3H64ZM96 1V0H95ZM5 2V1H4ZM16 2V6L18 7V3H19V8H21L22 6L20 5V4H22V2H20L19 0H16L15 1ZM25 2V1H24ZM40 2V1H39ZM41 2V3H42ZM59 2V1H58ZM1 3V2H0ZM10 3V2H9ZM12 3H14V1H12ZM32 3V2H31ZM41 3H39L38 5L39 6H41L40 4ZM77 3V4H76ZM102 3V2H101ZM3 4V3H2ZM2 4H0V5H2ZM5 4H8V1H7V3H4L3 5H5ZM33 4V3H32ZM2 5V6H3ZM14 5V4H13ZM24 5V4H23ZM36 5H34L33 4V6L35 7ZM2 6H1V8H2ZM7 6L8 5H6V9H8L7 8ZM25 6H27L26 4H25ZM25 6H24V8H25ZM8 7H10V6H8ZM28 7V6H27ZM27 7H26V9H27ZM38 7V6H37ZM36 7V8H37ZM65 7V8H64ZM3 8H5V7H3ZM30 8V7H29ZM32 8V7H31ZM30 8V9H31ZM35 8V9H36ZM10 9H15V8H10ZM18 9V8H17ZM23 9V8H22ZM21 9V10H22ZM30 9L28 10L27 9V12L28 11H30ZM34 9V11H36L37 9H39V8H37L36 10ZM41 9V11L43 12V10ZM0 10H2V9H0ZM9 10V9H8ZM7 10V11H8ZM11 11V10H10ZM23 11H24V9H23ZM34 11H33V13H34ZM38 12H40L39 10H37ZM44 11V12H45ZM3 12H4V10H3ZM37 12V13H38ZM47 12V13H48ZM14 13H16V11H14ZM18 13V12H17ZM16 13V14H17ZM23 13V12H22ZM24 13H26V12H24ZM31 13H32V11H31ZM36 13V12H35ZM36 13V14H37ZM0 14H1V12H0ZM7 14V13H6ZM20 14V13H19ZM29 14H30V12H29ZM1 15H3L4 16V14L2 13ZM0 15V17H3V16H1ZM13 17H14V15L15 14H11ZM22 15V14H21ZM32 15H34V14H32ZM44 15V14H43ZM7 16V15H6ZM5 17V16H4ZM10 17V16H9ZM13 17H11V18H13ZM7 19H9V18H7ZM3 20V19H2ZM6 20V19H5ZM11 21H13L12 19H10ZM4 21V20H3ZM2 21V22H3ZM11 21H9L10 23H11ZM15 21V20H14ZM1 20H0V26H1ZM6 22V21H5ZM8 22V23H9ZM10 23H9V26H11L10 28V30H9V32L14 28L13 26H14V24H12V25H10ZM48 23V24H47ZM2 24H4V22L2 23ZM5 24H7V23H5ZM4 24V25H5ZM4 25H2L1 27H2V29H5V26ZM16 25V24H15ZM3 26H4V28H3ZM7 27H8V25H6ZM116 29V30H115ZM115 31V32H114ZM13 31H11L10 33H12ZM44 32H45V34H44ZM5 33H6V30H5ZM34 33V32H33ZM32 33V34H33ZM9 34V33H8ZM11 35V36H10ZM10 35H7V36H10V37H12V35L14 36L15 35V32H14V34H10ZM17 35H19V34H16L15 35V37L16 38H18L17 37ZM45 35H47V36H45ZM22 36V35H21ZM32 36V35H31ZM23 37V36H22ZM21 37V38H22ZM53 38H55L56 40L54 41V42H51L52 41V39ZM28 41V42H27ZM125 42V41H124ZM27 44H28V46H27ZM162 45V46H161ZM25 46H27V48L26 49H24L25 48ZM31 48H33V49H31ZM83 46H85V47H83ZM131 46V45H130ZM28 48H30V49H28ZM36 49V50H35ZM168 49V48H167ZM25 50V51H24ZM60 50H62V49H60ZM59 50V51H60ZM90 50V51H89ZM173 50H175V48L173 49ZM179 49H177L176 51L177 52H180V50L178 51ZM28 56L30 55V52L27 54ZM25 56V57H24ZM207 56H210V55H207ZM211 57V56H210ZM213 57V56H212ZM218 57V56H217ZM30 57H28L27 59H28V61H30V59L32 58H30ZM199 58H201V59H198V60H201L202 62L204 61L203 60V57L201 56V57H199ZM26 59V60H27ZM33 59V58H32ZM31 59V61H34V60H32ZM38 59V60H39ZM51 59V58H50ZM55 59V58H54ZM206 59V58H205ZM215 59V58H214ZM214 59L213 60H211L210 62H214ZM225 59V58H224ZM42 60H41V62H42ZM223 60V59H222ZM226 60V59H225ZM31 61L30 62H26V64H31ZM47 61V60H46ZM52 61V60H51ZM55 61V60H54ZM85 61V60H84ZM200 61V62H201ZM217 61L218 60H216L215 59V62L214 63H217ZM24 62V63H23ZM41 62H40V64H41ZM56 62V61H55ZM57 62H59L60 63V60L59 61H57ZM56 62V63H57ZM196 62V61H195ZM195 62H194V65H195ZM201 62V63H202ZM209 61L208 60H205L202 64V66L201 67H207L208 66V64H210V63H208ZM212 62V63H213ZM36 62H34L33 63V66H34V64H35ZM54 62L52 61L51 62V66H53L52 64H53ZM62 63V62H61ZM186 63H188V62H186ZM190 64H191V62H189ZM197 63V62H196ZM211 63V64H212ZM213 63V64H214ZM218 63H223V62H221V61H218ZM225 63V62H224ZM37 64V63H36ZM38 64H39V62H38ZM200 65V64H199ZM198 65V66H199ZM218 65H220V64H217V66ZM32 66V65H31ZM49 67V70H47V71H49V72H47V73H51L50 71V69L52 68L53 69V71H55L56 72V70H55V68H59L60 67V70H61V68H62V66H56V65H54V67ZM56 66V67H55ZM221 66V65H220ZM223 66V65H222ZM26 67H28V66H26ZM38 67H39V65H38ZM45 67H47V66H45ZM211 67V66H210ZM35 68V67H34ZM66 67H64V68H62V70H64ZM152 68H154V69H152ZM196 68H197V70H198V67L196 66ZM196 68H193V69H196ZM204 68V69H205ZM39 69H40V67H39ZM42 69V68H41ZM48 69V68H47ZM203 69V70H204ZM43 70V69H42ZM60 70L58 71L59 73V75H58V77L57 78H59V80L60 79H62L61 81H63V79L65 80V81H67L66 79L67 78H65V77H59V76H61L62 74V72H60ZM67 70V69H66ZM200 70V69H199ZM206 70V69H205ZM205 70H204V72H205ZM208 70V69H207ZM44 72H45V70H43ZM43 71H40L39 73H40V75L42 76V75H45V74H41V72H43ZM182 71V72H181ZM223 71H228V69H223ZM43 72V73H44ZM55 72H54V74H55ZM64 72V71H63ZM207 72V71H206ZM46 73V72H45ZM47 73H46V76H47ZM66 73H68V72H64V74H66ZM208 73V72H207ZM206 73V74H207ZM55 75H57V73L55 74ZM54 75V76H55ZM67 75V74H66ZM65 75V76H66ZM18 76V77H17ZM16 77H17V79L19 78L20 79V77H19V75H17ZM52 76V75H51ZM62 76H64V75H62ZM76 76V75H75ZM206 76H208V75H206ZM31 77V76H30ZM40 77V76H39ZM38 77V78H39ZM44 77V76H43ZM66 77H68V76H66ZM72 77V76H71ZM70 77V78H71ZM201 77V76H200ZM40 78H42V77H40ZM49 78H51V80H52V77H49ZM73 78H75V77H73ZM72 78V79H73ZM14 79H15V77H14ZM14 79H12V82H16ZM34 77H33V79H31V80H33L32 82L34 83ZM46 79V78H45ZM14 80V81H13ZM30 80V79H29ZM36 80H38V79H35V82H36ZM41 80V79H40ZM40 80H38V81H40ZM42 80H43V78H42ZM9 81V80H8ZM7 81V82H8ZM46 81V80H45ZM44 81V82H45ZM49 81V80H48ZM54 81V80H53ZM52 81V82H53ZM60 81V82H61ZM65 81H64V83H65ZM11 82V79H10V84L12 83ZM32 82L30 83V84H32ZM41 82V81H40ZM43 82V81H42ZM41 82V83H42ZM51 81H49L48 83L51 85V83H50ZM57 82H58V80H57ZM20 83V82H19ZM67 83V82H66ZM69 83H70V81H69ZM68 83V84H69ZM13 84H15V83H12L11 85L13 86ZM37 84V83H36ZM46 84H47V82H46ZM46 84H44V85H46ZM48 84V85H49ZM10 85V86H11ZM17 86L19 85V84H16ZM28 85V84H27ZM26 85V86H27ZM40 85V84H39ZM49 85V87H53V85L52 86H50ZM57 85V84H56ZM55 85V86H56ZM59 85V84H58ZM67 85V84H66ZM16 86V87H17ZM23 86V85H22ZM25 85L23 86V87H26ZM35 86V85H34ZM57 87V86H56ZM59 87V86H58ZM65 88L66 89V86L64 85V86H62V88ZM68 87V86H67ZM93 87L95 88V90L92 92L91 90L93 89ZM14 88V87H13ZM59 88H61V87H59ZM59 88H58V90H59ZM63 88V89H64ZM20 89V88H19ZM33 89V88H32ZM51 89V88H50ZM53 89H56V88H53ZM18 90V89H17ZM16 90V92L18 93V91ZM25 90V89H24ZM29 90V89H28ZM31 90V89H30ZM73 90V91H72ZM27 91V90H26ZM63 92H64V90H62ZM71 91V92H70ZM9 92H11L10 90H9ZM52 92V93H51ZM55 92V91H54ZM53 92V90L51 91L50 90V93L53 95V97L54 98H56V96L59 94H55ZM58 91H56V93H57ZM59 92H61V91H59ZM29 93V92H28ZM77 93V92H76ZM230 93V91H228V93H226L227 94V96H228V94ZM10 94V93H9ZM20 94V93H19ZM49 94V93H48ZM47 94V95H48ZM55 94V95H54ZM78 94V93H77ZM68 95V96H67ZM71 95V94H70ZM16 97L15 99L16 100H18V101H20V102H22V103H19V102H15L16 103V106H17V104L19 103L20 104V107H21V104H23V106H25V105H29L30 107L32 106L31 104H29V103H32V101L34 102V103H36V106H38L36 109H34V112L32 111V113H29V114H25V115H23V113H17L16 112V114L15 113H12V102H13V100H14V98H11V97ZM29 96H30V94H29ZM75 97H76V95H74ZM222 96V95H221ZM221 96L218 98L217 97V99L215 98L214 99V103L212 104V105H210V107L209 108H207L206 109V111L204 112V114L202 115V118L200 119V118H198L197 117V119H196V124L197 123H199L200 121L201 122H204V123H201L200 125H202V127H204L205 126V123H208V122H210L211 121V118H213L216 114H217V111L219 110L218 108H219V106L222 104V100L224 99V98H226L225 97V95H223L222 96V98H221ZM48 97H50V96H48ZM64 99V100H65ZM72 99V100H71ZM75 99V100H76ZM225 100V99H224ZM45 103V104H43V102ZM64 102V101H63ZM39 103H42V104H39ZM18 104V105H19ZM38 104V105H37ZM64 104V103H63ZM111 104V105H110ZM15 105V104H14ZM35 105V104H34ZM33 105V106H34ZM54 105H57V106H55V107H53ZM60 105H62L61 103H60ZM28 106V107H29ZM32 106V107H33ZM64 106H67V105H64ZM63 106V107H64ZM15 107V106H14ZM18 107V106H17ZM19 107V108H20ZM29 107V108H30ZM57 107V108H56ZM60 107V106H59ZM192 107V106H191ZM19 108H17V109H19ZM23 108V107H22ZM22 108H20V109H22ZM68 108V107H67ZM19 109V110H20ZM18 110V111H19ZM30 110H32V109H30ZM87 110H86V112H87ZM15 111V110H14ZM71 111V112H72ZM31 112V111H30ZM72 112V113H73ZM28 113V112H27ZM83 113H85V111L83 112ZM71 114V113H70ZM79 114V113H78ZM85 114H87V113H85ZM85 114H82V116L84 115L85 116ZM63 115H65V116H63ZM80 115V114H79ZM63 116V117H62ZM76 116H78V115H76ZM81 116V115H80ZM81 116V117H82ZM83 116V117H84ZM87 116V115H86ZM84 117L83 119H85V120H89V119H87L88 117ZM73 117V118H74ZM99 117V116H98ZM72 118V119H73ZM76 118V117H75ZM79 120H76L75 119V123H76V127H77V125L78 124H84V123H86V122H84V121H82V119L81 118H79V117H77ZM70 120V119H69ZM97 120H99V119H97ZM61 121V122H60ZM99 121V122H100ZM73 122H74V120H73ZM72 122V123H73ZM98 122V121H97ZM64 123H67V120H66V122H64ZM89 123H90V121H89ZM92 123H93V121H92ZM94 123H96V121H95V119H94ZM69 124H70V122H68V126H69ZM102 124V123H101ZM133 124V125H132ZM173 124H175V123H173ZM70 125H72V124H70ZM74 125V124H73ZM72 125V126H73ZM84 125H86V126H88V127H91L90 125H88V122L86 123V124H84ZM92 125V124H91ZM166 125V126H165ZM236 125H237V123H236ZM48 126H52V128L53 127H55V129L53 128L52 130L50 129V127H49V131H47L48 130ZM60 126H61V128L62 127H65V128H62V130L60 129ZM79 126V125H78ZM86 126H83V127H86ZM94 126V125H93ZM95 126H97V125H95ZM83 127H80V128H82L83 130H82V133L83 132H85V130H84V128ZM98 127V126H97ZM101 127V126H100ZM68 128L69 127H67V130L66 131H68V132H73L72 130L70 131V130H68ZM74 128H75V125H74ZM78 128V127H77ZM47 129V130H46ZM64 129V130H63ZM91 129V128H90ZM99 129V128H98ZM102 129V128H101ZM103 129H105V128H103ZM54 132L55 131V135L54 136H51L49 133L51 132ZM76 130V129H75ZM87 130H88V128H87ZM95 130V129H94ZM31 131L34 133V134H32L31 133ZM61 131V132H60ZM103 131V132H102ZM107 130L105 129V131L104 130H99V132L100 133H104L105 134V132H106ZM136 131H140V130H136ZM143 131H144V129H143ZM146 131V130H145ZM156 131V130H155ZM51 132V133H52ZM39 133V134H38ZM92 134H95L94 132H91ZM91 133L89 134V135H91ZM95 134V137H98L99 139H100V135L101 134ZM140 133V132H139ZM155 133H157V132H155ZM54 134V133H53ZM60 134V135H59ZM68 133L66 132V134L65 135H67ZM73 134H75V132H73ZM84 134V133H83ZM34 135H38L37 137H39V138H36V139H33V137H34ZM69 135V134H68ZM77 135H79V134H77ZM85 135V134H84ZM98 135V136H97ZM106 135H107V132H106ZM33 136V137H32ZM86 136H88L87 134H86ZM104 137H106V139H107V136H105V135H103ZM103 136H101V137H103ZM143 136V135H142ZM158 136V135H157ZM36 137V136H35ZM67 137H69V136H67ZM76 137H78V136H76L75 135V138ZM90 137H92V136H88V138H90ZM94 137V138H95ZM104 137L103 138H101V140H103L104 139ZM122 137V136H121ZM135 137L136 138H139V137H137V135H135ZM148 137V136H147ZM147 137L145 136V138H144V141L146 140L147 142H148V140H147ZM155 137V136H154ZM161 137V136H160ZM173 137H175V136H173ZM173 137H171V138H173ZM80 138H82V137H80ZM79 138V139H80ZM83 138H85L84 136H83ZM82 138V139H83ZM93 137H92V140L94 141V140H97V138L96 139H94ZM108 138H109V136H108ZM123 138H125V140H127V138H129V137H127L126 138V135L125 136H123ZM157 138V137H156ZM156 138L154 139L155 141H156ZM175 138H177V137H175ZM179 138V137H178ZM64 139H66V137L64 138ZM78 139V138H77ZM113 139H115V138H113ZM112 139V140H113ZM122 139V138H121ZM121 139L119 140V141H121ZM170 139V138H169ZM168 139V140H169ZM174 139V138H173ZM68 140V139H67ZM76 140V139H75ZM91 140V141H92ZM100 140V141H101ZM105 140V139H104ZM104 140H103V142H104ZM137 140V139H136ZM140 140H141V142L143 141L142 139H141V137H140ZM171 140V139H170ZM169 140V142H171ZM176 140H178V139H176ZM62 141H64V140H62ZM69 141V140H68ZM72 141V140H71ZM85 141H87V140H85ZM89 142H90V145H91V141H90V139L88 140ZM88 141H87V143H88ZM106 141V140H105ZM109 141H111V140H109ZM115 141V140H114ZM163 141V140H162ZM161 141V142H162ZM167 141V140H166ZM74 142V141H73ZM103 142H100L101 144L103 143ZM106 142H108V140L106 141ZM112 142V141H111ZM111 142H109L110 144H111ZM123 142V141H122ZM157 142V141H156ZM174 142V141H173ZM186 142V141H185ZM194 142V141H193ZM205 142V141H204ZM61 143V142H60ZM66 143H67V141H66ZM64 144V146L65 145H67V144ZM68 143H70V142H68ZM77 143H79V140L77 141ZM82 143V142H81ZM85 143V142H84ZM97 143H98V140H97ZM97 143H94V144H97ZM118 143V142H117ZM150 143H152V141L150 142ZM149 143V144H150ZM155 143V142H154ZM206 143V142H205ZM71 144V143H70ZM101 144H99L101 147H102V145ZM107 145H108V143H106ZM109 144V145H110ZM113 144H116V142L115 143H113ZM113 144H111L110 145V147L111 146H114ZM137 144V143H136ZM140 144H142V143H140ZM182 144V143H181ZM180 144V145H181ZM187 144V143H186ZM194 144H195V142H194ZM54 145H56V143H54ZM63 145V144H62ZM73 145H75V143H73ZM72 144H71V146H73ZM80 145V144H79ZM99 145H98V147H99ZM108 145V146H109ZM118 145H120V144H118ZM157 145V144H156ZM164 145V144H163ZM163 145H161V146H163ZM183 145V144H182ZM190 145V144H189ZM191 145H192V142H191ZM70 146V145H69ZM68 146V147H69ZM70 146V147H71ZM134 145H132V147H133ZM140 146V145H139ZM145 146H147V144L145 143V145H144V147ZM155 146V145H154ZM170 146V145H169ZM185 146V145H184ZM59 147V149L61 150V147L60 146H58ZM66 147V146H65ZM69 147V148H70ZM82 147V146H81ZM84 147V146H83ZM106 146H103L102 148H105ZM136 147V146H135ZM135 147H133V148H135ZM148 147H151V144H150V146H148ZM147 147V148H148ZM174 147V146H173ZM178 147V146H177ZM186 147L188 148V146L186 145L185 146V149H186ZM190 147V146H189ZM198 147V146H197ZM203 147H204V143H203ZM54 148V147H53ZM67 148V147H66ZM89 148V147H88ZM92 148V147H91ZM94 148V147H93ZM107 148H109V147H107ZM114 148V147H113ZM164 148V147H163ZM162 148V149H163ZM191 148V147H190ZM52 149V148H51ZM57 149V148H56ZM59 149H58V151H59ZM63 150H64V147L62 148ZM68 149V148H67ZM67 149H65V150H67ZM72 148H70V149H68L69 151L71 150ZM74 149H75V147H74ZM96 149H97V146H96ZM106 149V148H105ZM115 149V148H114ZM124 149V148H123ZM149 149H151V148H149ZM165 149V148H164ZM181 149V148H180ZM183 149H184V147H183ZM189 149V148H188ZM194 149V148H193ZM193 149H190V150H193ZM199 149V148H198ZM80 150V149H79ZM95 150V149H94ZM98 150V149H97ZM145 150H146V148H145ZM155 150H156V148H155ZM168 150V149H167ZM166 150V151H167ZM171 150V149H170ZM173 150H175V149H173ZM201 150V149H200ZM200 150L198 151L197 149H196V154L197 155H195V153H193L194 151H190L191 153H189V155H191L192 154V160H194V164L197 162V160L200 158V160H198L199 162H202V165H205V166H207L208 164H210L211 165V163H210V161H211V158H210V161H207L204 157H203V155H201L202 154V152L200 153ZM203 151H205L204 149H202ZM72 151H73V149H72ZM71 151V152H72ZM84 151H86V150H84ZM90 151V150H89ZM92 151V150H91ZM90 151V152H91ZM118 151V150H117ZM147 151H149V150H147ZM160 151H162V150H160ZM165 151V152H166ZM181 151V150H180ZM187 150H185V152H186ZM49 152V153H48ZM60 152V151H59ZM70 152V153H71ZM75 152V151H74ZM77 152V151H76ZM90 152H89V154H90ZM112 152V151H111ZM174 152V151H173ZM185 152L182 150V152H180V156H178V154H177V156H178V159L179 158H182L183 157V159H184V157H187V155L188 154H186L185 155ZM198 152V153H197ZM206 152H209V149H208V151H207V149H206V151L204 152V153H206ZM57 153V152H56ZM61 153H62V151H61ZM66 153V152H65ZM65 153H64V155H65ZM77 153H79L80 154V152H77ZM148 153V152H147ZM150 153V152H149ZM148 153V154H149ZM160 152H158V154H159ZM171 153H172V151H171ZM171 153L169 154V152H167V154L169 155V156H171ZM178 153V152H177ZM187 153H188V151H187ZM203 153V154H204ZM58 154V153H57ZM81 154H82V152H81ZM88 154V153H87ZM91 154H92V152H91ZM141 154V153H140ZM151 154V153H150ZM161 154L163 155L164 154V152H161ZM198 154L200 155L199 156V158L197 159V160H195L196 158H197V156H198ZM207 154L208 153H206V154H204V155H206L207 156ZM76 155V154H75ZM105 155V154H104ZM153 155V154H152ZM152 155H149V156H151L152 157ZM157 155V154H156ZM166 155V154H165ZM164 155V156H165ZM173 155V154H172ZM209 155H211V151L209 152ZM221 155V154H220ZM53 156H54V154H53ZM61 156V155H60ZM60 156H58L59 158H60ZM79 156V155H78ZM91 156V155H90ZM158 156V155H157ZM160 156L161 155H159L158 157L160 158ZM167 156V155H166ZM174 156H176V155H174ZM196 156V157H195ZM212 156H215V154L214 155H212ZM52 157V156H51ZM62 157H63V155H62ZM72 157H74V154H72ZM75 157H77V156H75ZM85 157V156H84ZM109 157V156H108ZM134 157H136V156H134ZM145 157V156H144ZM154 157V156H153ZM152 157V158H153ZM172 157V156H171ZM191 157V156H190ZM189 157V158H190ZM49 158V157H48ZM53 158V157H52ZM67 158V156H65V159ZM141 158V156H139V159ZM162 158H163V156H162ZM195 158V159H194ZM203 158V159H202ZM213 158V157H212ZM221 158V157H220ZM134 159V158H133ZM137 159V158H136ZM143 159V158H142ZM145 159V158H144ZM165 159V160H164ZM163 160L164 161H166L165 163H171V164H173L172 163V161L173 162H175V160L177 159H175V158H173L174 160H172V161H170L171 159H170V157L168 158V159H170V160H166V158H164ZM177 159V160H178ZM186 159H188V158H186ZM209 159V158H208ZM67 160V159H66ZM149 160H151L150 158H149ZM156 161L158 160V159H155ZM161 160V159H160ZM160 160H158V164L160 165L159 167L161 168V169H164L163 167H164V164H161V161ZM176 160V162H178ZM185 160V159H184ZM203 160H205V162H206V164H204L205 162H203ZM217 160V162H218V160H220V159H216ZM56 161H58V160H56ZM61 161V160H60ZM63 162H64V159L62 160ZM68 161H69V159H68ZM67 161V162H68ZM71 161V160H70ZM69 161V162H70ZM123 161V160H122ZM168 161V162H167ZM62 162V163H63ZM66 162V161H65ZM68 162V163H69ZM77 162V161H76ZM104 162V161H103ZM133 162V161H132ZM135 162H139V160L138 161H135ZM175 162V164H179L180 165V162L179 163H176ZM183 162V161H182ZM181 162V166L180 167H183L185 164L184 163H182ZM191 162V163H192ZM44 163V162H43ZM42 163V164H43ZM47 163H49V162H47ZM78 163V162H77ZM140 163V162H139ZM145 163V162H144ZM147 163H149V162H147ZM164 163V162H163ZM219 163V162H218ZM227 163H228V161H227ZM55 164V163H54ZM184 164V165H183ZM220 164H221V161H220ZM219 164V165H220ZM223 164V163H222ZM224 164H226V163H224ZM63 165H64V163H63ZM72 164L70 163V166H71ZM157 165V164H156ZM161 165H163V166H161ZM166 165H168V164H166ZM170 165V164H169ZM189 164H187L186 166H188ZM191 165V164H190ZM228 165V164H227ZM226 165V167H229V166H227ZM234 165V164H233ZM51 166H53V165H51ZM68 166V165H67ZM66 166V167H67ZM99 166H101V165H99ZM145 166V165H144ZM154 166V165H153ZM171 166V165H170ZM169 166V167H170ZM193 166V165H192ZM205 166H204V168L202 169V170H205V171H208L207 170V167L205 168ZM209 166V165H208ZM69 167V166H68ZM83 167V166H82ZM85 167V166H84ZM93 167V166H92ZM97 167V166H96ZM102 167V166H101ZM107 167V166H106ZM119 167V166H118ZM136 167V166H135ZM141 167V166H140ZM159 167H157V169H158V172L161 170H159ZM168 167V166H167ZM169 167H168V169H169ZM177 167V166H176ZM180 167H179V169H180ZM194 167V166H193ZM222 167L223 168H225L223 165H222ZM36 168V169H35ZM147 168V167H146ZM174 168H175V166H174ZM195 168V167H194ZM218 168V167H217ZM255 168V167H254ZM41 169V168H40ZM40 169H38V170H40ZM76 168H74V170H75ZM95 169V168H94ZM152 169V168H151ZM154 169V168H153ZM184 169H188V168H184ZM183 169V170H184ZM220 169H221V167H220ZM228 169V168H227ZM226 168H225V171L227 170ZM230 169V168H229ZM42 170V169H41ZM51 170V169H50ZM67 170H69V169H67ZM73 170V169H72ZM166 170V169H165ZM170 170V169H169ZM182 170V169H181ZM180 170V171H181ZM182 170V174L183 175H181V176H185V177H187L186 175L188 174V173H185L186 171H183ZM193 170H195V169H193ZM193 170H192V172H193ZM218 173H219V171H218V169H215ZM43 171V170H42ZM83 171V170H82ZM157 171V170H156ZM173 171V170H172ZM190 171V170H189ZM200 171H201V169H200ZM215 171V172H216ZM221 171V170H220ZM222 171H224V170H222ZM229 171V170H228ZM244 171H245V169H244ZM243 171V172H244ZM158 172H156V173H158ZM161 172H163L162 170L160 171V173ZM185 173V175H184V173ZM202 172H204V171H201V173ZM209 172V173H208ZM208 172H205L204 173V177H205V175H210L211 173L210 172H214L213 170L211 171L210 169H209V171ZM230 172H231V170H230ZM246 172V171H245ZM251 172V171H250ZM167 173V172H166ZM190 173V172H189ZM195 173V172H194ZM193 173V174H194ZM201 173H199V174H201ZM227 173V172H226ZM225 173V174H226ZM229 173V172H228ZM237 173V172H236ZM241 173H242V170H241ZM238 174V176H237V174H236V176H237V180L238 179H241V178H238V177H240V175L242 176V174ZM247 173H248V171H247ZM74 174V173H73ZM193 174H191L190 173V175L193 177L194 175ZM198 174V175H199ZM203 174V173H202ZM212 174H214V173H212ZM221 174V173H220ZM249 174L250 173H248V177H246L245 176V178H246V180L244 179V178H242L243 180H236L235 178V180H236V183H233V184H231L232 186H234V187H231V188H233V190H235V191H238V192H240V191H244V193L245 192H252V193H250V194H252L253 195V198H254V195L256 194V193H258L259 194V196H256L255 197V200H253V201H255V202H253V201H251V203L253 204L252 206H249L250 205V203L247 205V206H249L250 208H252V207H254V208H256L255 209V212H252L251 214L252 215H248L249 216V221L248 220H245L246 218H248L247 216H245L244 218H242L241 217V221H242V223L243 224H245V225H243L242 224V229L240 230L241 232H243V230H245L244 229V227L245 226H248L249 228H251V227H253V228H255V226H256V228L254 229V231H261V233H264V200H263V197L262 196H260V195H262V194H264V187H263V193L259 190H255V191H252L253 189H255V188H258V186L260 185V186H262L261 184H259V183H261V182H256L257 183V185H256V183H255V185L257 186V187H254V182L256 181V180H253L254 182H252V181H250V180H248V181H250V184H251V186H253V187H251L250 185H248L247 186V178H251V180H252V178H253V176L252 177H249ZM255 174V173H254ZM69 175V176H68ZM154 175V174H153ZM165 175V174H164ZM167 175H169V174H167ZM217 175V174H216ZM221 175H223V174H221ZM232 175V174H231ZM234 175V174H233ZM233 175L231 176V177H233ZM73 176V175H72ZM85 176V175H84ZM147 176V175H146ZM180 176V177H181ZM188 176H189V174H188ZM191 176H189V177H191ZM219 176V175H218ZM224 176V175H223ZM235 176V175H234ZM256 176L257 175H255L254 176V178H256ZM76 177V176H75ZM149 177V176H148ZM166 177V176H165ZM168 177V176H167ZM174 177V176H173ZM191 177V178H192ZM211 176H209L208 178H210ZM217 177V176H216ZM9 178V179H8ZM145 178H147V177H145ZM144 178V179H145ZM184 178V177H183ZM188 178V177H187ZM218 178V177H217ZM226 178V177H225ZM148 179V178H147ZM167 179V178H166ZM173 179V178H172ZM181 179H182V177H181ZM181 179H179V177H178V180H180L181 182H182V180ZM186 179V178H185ZM184 179V180H185ZM213 179H216V178H213ZM211 180V181H213L214 182V180ZM234 179H229L228 180V186H229V181L230 180H232L231 182H235V180ZM150 180V179H149ZM154 180V179H153ZM164 180V179H163ZM177 180V181H178ZM194 180H197V177L196 178H194ZM226 180V179H225ZM224 180V181H225ZM234 180V181H233ZM142 181H144V180H142ZM152 181V180H151ZM180 181H178V182H180ZM219 181V183H218V185L220 184V182L222 181V179H221V181L220 180H218ZM217 181V179H216V182H218ZM224 181H222L221 182V184L224 182ZM241 181H243V182H241ZM145 182V181H144ZM176 182V181H175ZM226 182V181H225ZM237 182L239 183L238 185L240 186V187H242V188H244L243 190H242V188H238L237 186ZM245 182V184L244 185H242V183H244ZM252 182V183H251ZM143 183V182H142ZM177 183V182H176ZM184 183H186V182H184ZM145 184H146V182H145ZM145 184H143V185H145ZM153 184V183H152ZM213 184H216L215 182L213 183ZM221 184L219 185V188H220V186H221ZM226 184V183H225ZM227 184L226 185H224V183H223V185H222V189H223V186L224 187H226L227 188ZM235 184H236V188H238V189H240V190H238V189H234L235 188ZM253 184V185H252ZM230 185V186H231ZM247 187H249V188H245L246 186ZM214 186V185H213ZM11 187V186H10ZM150 187V188H149ZM215 187L217 188L218 186H216L215 185ZM219 188H217L216 190V192H218L220 189ZM225 188V189H226ZM230 188V189H231ZM253 188V189H252ZM262 188V187H261ZM215 188H213V190H214ZM230 189H228V190H230ZM246 189V190H245ZM247 189H249V190H247ZM10 190H11V188H10ZM143 190H149L151 193H152V197L151 198H149V199H142V198H144V196L142 195V198H141V194H142V191ZM212 190V191H213ZM224 190V189H223ZM232 189H231V191H229L230 193H234L235 191H233ZM12 191V190H11ZM17 192V191H16ZM144 192V191H143ZM214 192H215V190H214ZM214 192H211V193H213L214 194ZM220 192V191H219ZM249 192H248V194H249ZM254 192V193H253ZM256 192V193H255ZM2 193V192H1ZM0 193V194H1ZM6 193H3V195L4 194H6ZM144 194V193H143ZM150 194V193H149ZM148 194V195H149ZM228 195H230L229 193H227ZM2 195V194H1ZM145 196L147 195V194H144ZM209 195L211 196V194H210V192H209ZM209 195H208V197H209ZM217 196H219V197H217ZM264 196V195H263ZM199 197V198H198ZM205 197V196H204ZM207 197V196H206ZM228 197L229 196H225V200H226V202H228L229 204H230V202L227 200L228 199ZM257 197H261V198H259L260 200L262 199V201H261V203H260V200H259V203H257V201H258V199H257ZM3 197L1 196L0 197V199H2ZM196 199V198H198V200H201V202H199V203H202V204H199V205H197V203H194L193 201H194V199ZM217 198V199H216ZM227 198V199H226ZM230 198V197H229ZM6 200H8L7 201V203L8 204H6ZM1 201V200H0ZM204 201L205 202H207V204L206 203H204ZM69 203H71L70 205H72L73 204V206L74 207H72L73 209L71 210V209H69V211L71 210V213H72V216L73 217H71L67 212H69L68 211V205H69ZM213 203H214V201H213ZM228 203L227 204H224L223 205V207L225 206V205H228ZM208 204H210V206L208 205ZM256 204V205H255ZM201 205L202 206H204L205 205V207H206V209L207 210H205V207H201ZM207 205V206H206ZM215 205V204H214ZM215 205V206H216ZM231 205H232V203H231ZM209 206V208H207ZM218 206V205H217ZM246 206V207H247ZM70 207V208H71ZM195 207H198V208H196L197 209V212L198 213H202L201 215H202V217L204 216L203 214L204 213H206V212H204V210L205 211H207L208 213V215L207 216H209V218L211 217V221H207L204 225L202 224V221L200 220V216L201 215H199V217H197V218H195L197 215L196 214H193L192 216L194 217H192L190 214V212H191V210L193 209V208H195ZM199 207H200V209H199ZM220 207H222V206H220ZM249 207H247V209L249 208ZM204 208V209H203ZM213 207H211V209H212ZM196 209H194L195 211H196ZM202 209H203V212H202ZM221 209V208H220ZM220 209H219V211H220ZM225 209V208H224ZM230 209V208H229ZM200 212H199V211ZM218 210V209H217ZM226 211L228 210V209H225ZM231 210V209H230ZM229 210V211H230ZM219 211H217V212H219ZM229 211H227V215L226 216H231V215H229ZM250 212L252 211L251 209L249 210ZM6 212H7V215H6ZM74 212V213H73ZM194 212V211H193ZM196 212V213H197ZM1 213V212H0ZM216 213V212H215ZM5 215V216H4ZM108 215V216H109ZM196 215V216H195ZM221 216V215H220ZM235 216V215H234ZM237 216V215H236ZM116 217H117V215H116ZM201 217V218H202ZM216 217V216H215ZM239 217V216H238ZM237 217V218H238ZM206 218V220H207V217L205 216L204 217V219ZM220 217L218 216V219H219ZM222 218H225L224 216L222 217L221 216V220H222ZM231 219H232V221H233V218L232 217H230ZM230 218H227L226 217V219H229V222H231V220H230ZM116 219H118V218H115V221L117 222V220ZM235 219V218H234ZM74 220V221H73ZM110 219H108V221H109ZM114 220H113V222H115ZM120 221V220H119ZM218 221H220V220H218ZM217 221V222H218ZM222 221H225L224 219L222 220ZM235 221V220H234ZM237 221V220H236ZM240 221V220H239ZM240 221V222H241ZM246 221H248V222H246ZM250 221H255V223L254 222H250ZM107 222V221H106ZM105 222V223H106ZM112 221L111 222H108V224L110 225L111 223H113ZM205 222V221H204ZM203 222V223H204ZM212 222V223H211ZM221 222V221H220ZM220 222H218V223H220ZM239 222V223H240ZM246 222V223H245ZM71 223V224H72ZM104 223V224H105ZM216 223V222H215ZM226 223H228V220H227V222L225 221V222H221V226H222V224H223V226L222 227H224V228H221V227H219L220 225H218L217 226V223H216V225L215 226H217V227H219V228H221L222 229V232H220L221 233V236H223L222 235V233L225 231L226 232V228H225V226H224V224H226ZM251 225L252 223H254V224H252L251 225V227H250V225ZM77 224V223H76ZM81 224V223H80ZM233 225H234V223H232ZM231 224V225H232ZM256 224V225H255ZM73 226H75L74 225V223L72 224ZM230 224L229 225H226L227 227H229V226H231ZM235 225L237 226L238 225V223H235ZM234 225V226H235ZM72 226V227H73ZM81 226V225H80ZM103 226V225H102ZM101 226V227H102ZM117 226V225H116ZM118 226H117V229H118ZM241 226V225H240ZM97 227H96V229H97ZM104 227V226H103ZM107 228H103V230L102 231H104L105 229H107V231H109V232H107L106 230V233L107 234H114L112 231L113 230H116L115 228H112L113 230H111L110 229V227H112V226H110L109 228H108V226H106ZM218 228V229H219ZM230 228V227H229ZM228 228V229H229ZM237 228V227H236ZM246 228V227H245ZM259 230H258V229ZM79 229H80V227H79ZM79 229H76V231H78ZM98 229H99V227H98ZM97 229V230H98ZM215 231H214V230ZM223 229H224V231H223ZM239 229V228H238ZM257 229V230H256ZM95 230V229H94ZM251 230H252V228H251ZM105 231H104V233H105ZM231 231V230H230ZM253 231V230H252ZM91 233H96L97 231L95 230L94 232H93V230L92 231H90ZM256 232V233H257ZM78 233H82V231L80 230ZM89 233V232H88ZM118 233V232H117ZM216 233V234H215ZM74 234H76V233H73V236H74ZM85 234V233H84ZM188 234H190V235H188ZM227 234L230 236V234H229V230L227 231ZM78 235L79 234H76L75 236H77L76 237V239H79V237H78ZM81 235V234H80ZM79 235V236H80ZM95 235V234H94ZM100 235H102V233L101 232H99L98 233V236H99V238H102ZM115 235V234H114ZM185 235H187V236H185ZM213 235V234H212ZM213 235V236H214ZM217 235H216V239L214 238V239H212L211 241H217L218 242V239H221L220 237H218L217 238ZM225 235H226V233H225ZM254 235V234H253ZM261 235V234H260ZM259 234H258V236H260ZM74 236V237H75ZM85 236H86V238L88 237V240L90 239V238H92V236H93V234H92V236H90V238H89V236L87 235V234H85ZM238 236V235H237ZM237 236H236V239L235 240H237ZM263 236H264V234H263ZM54 238L55 240H54V242H53V244H52V242L50 241V238ZM105 237H107L106 235H105ZM153 237V238H152ZM215 237V236H214ZM256 237V241H255V238H254V236L252 237V238H254V241L255 242H257L258 243V239H259V243H260V239H262V235H261V238H257V236H255ZM44 238H46L47 240L49 239V241H50V245L49 244H47L48 243V241L46 240V239H44ZM70 239H68V237L66 238L67 240L66 241H64V245L66 244V246L69 244V246H70V243L72 242V241H70L71 240V235H70V237H69ZM81 239H82V236L80 237ZM98 238V237H97ZM96 239L97 241H99L100 239ZM104 238V237H103ZM102 238V239H103ZM167 238H169V239H167ZM61 238H59V240H60ZM74 239V238H73ZM95 239H91L90 241H92V242H95L94 240ZM106 240H104V242H103V240H102V242L104 243V245L105 244H107L108 243V241L109 240H107V239H109V238H105ZM166 239V242L164 241V240ZM171 239H173V240H171ZM191 239V238H190ZM193 239V238H192ZM207 239V238H206ZM61 240V241H62ZM68 240L70 241V243H68ZM84 240H86V239H84ZM163 240V241H162ZM187 240H188V238H187ZM225 240H228L227 238L225 239ZM250 240V239H249ZM263 240H264V238H263ZM262 240V241H263ZM73 241H76L75 239L73 240ZM112 241V242H113ZM175 241V240H174ZM179 241V240H178ZM182 241H183V239H182ZM184 241H185V239H184ZM195 241V240H194ZM202 241V240H201ZM220 241V240H219ZM247 241V240H246ZM254 241L252 240L251 242L253 243V244H255V245H253L252 244V246H255V248H256V246L258 245V246H260V244H257V243H254ZM60 241H58V244L59 245H61V243H62V245H63V242H60ZM79 242V241H78ZM105 242H107V243H105ZM148 242V241H147ZM190 242V241H189ZM204 242V241H203ZM210 242V241H209ZM208 242V243H209ZM224 242V241H223ZM235 242V241H234ZM233 242V243H234ZM248 242H250V241H248ZM248 242H246V244L248 243ZM68 243V244H67ZM88 242L87 241H85L84 243H82L81 245H82V247H81V245H79V243H78V245L76 244V242H75V244L78 246V248L79 247H81V248H79L78 250H80L81 249V253L80 254H83L82 253V248L83 249H85V247L83 246V244L85 245H88L87 244ZM91 243V242H90ZM96 243V242H95ZM101 243V242H100ZM180 243V242H179ZM178 243V244H179ZM207 243V242H206ZM215 243V242H214ZM214 243H211V244H214ZM221 245L223 244V245H225L224 243H222V242H219ZM226 243V242H225ZM232 243V244H233ZM55 244H57V243H55ZM54 244V245H55ZM110 244V243H109ZM145 244V243H144ZM149 244V243H148ZM153 244V245H154ZM174 244H176V243H174ZM204 244H205V242H204ZM227 244H228V241H227ZM230 244V243H229ZM231 244V245H232ZM245 243L243 244L244 245V247H246V246H248V245H246ZM250 244V243H249ZM63 245V246H64ZM72 245V244H71ZM100 245V244H99ZM191 245V244H190ZM193 245H195L194 243H193ZM196 245H197V243H196ZM209 245L210 244H208L207 246H208V248H209ZM216 245H217V243H216ZM215 244L213 245V247L214 246H216ZM223 245H222V247H223ZM238 245V244H237ZM246 245V246H245ZM55 246H57V245H55ZM63 246H60L61 248L60 249H63ZM66 246H64V248H69L68 246L66 247ZM170 246H171V244H170ZM170 246H168L167 248H165V247H163V250H162V252L164 251L165 252V254H166V252H167V249H168V251H170L171 252V250H170ZM175 246V245H174ZM173 246V247H174ZM205 246H206V244H205ZM226 246H228V245H226ZM225 246V247H226ZM232 246H234V244L232 245ZM236 246V245H235ZM240 246H241V244H240ZM239 246V247H240ZM72 247V246H71ZM71 247L69 248V249H71ZM100 247H102V246H100ZM162 247V246H161ZM172 247V246H171ZM173 247H172V249H173ZM189 247V246H188ZM221 247V246H220ZM221 247V248H222ZM244 247H243V249H244ZM57 248V247H56ZM74 249H75V247H73ZM109 248H110V246H109ZM160 248V247H159ZM186 248V247H185ZM185 248H183L184 250H185ZM195 248V247H194ZM207 248V247H206ZM207 248V249H208ZM224 248V247H223ZM222 248V249H223ZM232 248V247H231ZM234 248V247H233ZM263 248H264V245H263ZM263 248H260L261 249V251H260V249L257 247V249L256 250H258L259 249V252H260V254L261 253H264V252H262L263 250ZM54 249V248H53ZM58 249V248H57ZM57 249H55V251L57 250ZM73 249V250H74ZM97 249V248H96ZM95 249V250H96ZM101 249V248H100ZM105 249V248H104ZM107 249V248H106ZM125 249V250H124ZM162 249V248H161ZM161 249H160V251H158V250H156V249H153V250H156V251H154L155 252V255H159V254H157V251L159 252V253H161ZM179 249H181L182 250V248H179ZM189 249H190V247H189ZM209 249H211V250H213L212 249V246H210V248ZM227 248H225V250H221V252H220V250H219V252L218 253H220V254H222V252L224 251V253L229 249H227ZM236 249V248H235ZM247 250H248V247L246 248ZM50 250H51V248H50ZM77 249H76V251H78ZM92 250V252H94L93 251V248L91 249ZM91 250H90V252L89 253H91ZM99 250V249H98ZM111 250H114V248H111ZM149 250V249H148ZM147 250V251H148ZM151 250V249H150ZM150 250H149V252H150ZM166 250V251H165ZM174 250V249H173ZM186 250H187V248H186ZM191 250V254H192V250H193V248L192 249H190ZM216 250V249H215ZM230 250V249H229ZM232 250V249H231ZM241 251H243L242 249H240ZM250 250V249H249ZM53 251V250H52ZM51 251V252H52ZM60 251V250H59ZM58 251V252H59ZM100 251V250H99ZM105 252H107V250H104ZM110 251V250H109ZM179 251V250H178ZM194 251H195V249H194ZM208 251V250H207ZM214 251V250H213ZM236 251V250H235ZM238 251V250H237ZM253 251V250H252ZM252 251H248V252H251V253H249V255L250 254H252V255H254V257L256 256H259V255H256V253H254V252H252ZM8 252V253H9ZM54 252V251H53ZM57 252V251H56ZM75 252V251H74ZM78 252H80V251H78ZM103 252V251H102ZM114 252V251H113ZM143 252V251H142ZM185 252H188V251H185ZM197 252V251H196ZM209 252H210V250H209ZM248 252H245V253H248ZM46 253V252H45ZM44 253V254H45ZM61 253V252H60ZM88 252H86V254H87ZM98 253V252H97ZM110 253L111 252H109L108 253V255H110ZM118 253H114V256H116V254L118 255ZM139 253H140V251H137V253H135L137 256H139ZM173 253H174V251H173ZM173 253H171V254H173ZM189 253V252H188ZM194 253V252H193ZM222 254V255H225V254ZM227 253V252H226ZM235 253H237V252H235ZM2 254V253H1ZM4 254H6V253H4ZM35 254V255H36ZM47 254V253H46ZM62 254V253H61ZM85 253L83 254L84 256L86 255ZM102 254V253H101ZM101 254H100V256H101ZM124 254V253H123ZM134 254V253H133ZM142 254V253H141ZM164 254V253H163ZM165 254H164V256H165ZM179 254H180V251H179V253H178V257H179ZM197 254H199V253H197ZM196 254V255H197ZM213 254V253H212ZM211 254V255H212ZM216 254V253H215ZM34 255V254H33ZM39 255H36L37 256V258H38V256ZM51 255V253L49 254V255H47V256H50ZM88 255V254H87ZM105 255V254H104ZM112 255V254H111ZM126 255V254H125ZM131 255V254H130ZM150 255H152V256H154V254H151V252H150ZM149 255V256H150ZM167 255V254H166ZM170 255V254H169ZM168 255V256H169ZM183 255H187L186 253L185 254H183L182 253V255H180L181 257L183 256ZM195 255V254H194ZM193 255V256H194ZM195 255V256H196ZM228 254H226V256H227ZM231 255V254H230ZM230 255H228L229 256V262L230 263H232V262H234L235 260H236V258H238V257H234V261L231 259V257H230ZM234 255H238V254H234ZM1 256H3V254L1 255ZM0 256V257H1ZM5 256V255H4ZM3 256V258H5ZM39 256V257H40ZM46 256V255H45ZM78 256H80L79 255V253H78ZM82 256V255H81ZM113 256V255H112ZM120 256V255H119ZM168 256H167V258H168ZM172 256V255H171ZM170 256V257H171ZM198 256H200V255H198ZM213 256V255H212ZM217 256V255H216ZM216 256H213V257H216ZM225 256V257H226ZM33 256H31V258H32ZM97 257H99V256H97ZM124 257V256H123ZM127 257V256H126ZM131 257L133 258L134 256L133 255H131ZM148 257V256H147ZM151 257V256H150ZM158 258L160 257V255L159 256H157ZM156 256H155V258H157ZM162 257H163V255H162ZM166 257V256H165ZM180 257V258H181ZM184 257V256H183ZM182 257V258H183ZM187 257H188V255H187ZM200 257H202V255L200 256ZM199 257V258H200ZM209 257V256H208ZM207 257V258H208ZM249 257H252V256H249ZM248 257V259H250ZM261 257V256H260ZM3 258H0V263H1V261H3V260H5V259H3ZM35 258V257H34ZM37 258H35V259H31L30 260V262L31 261H34L35 262V260L37 259ZM41 258V257H40ZM39 258V259H40ZM68 257H66L65 258V260L67 259ZM90 258V257H89ZM92 258H94V257H92ZM106 258H109V257H106ZM121 258V257H120ZM137 258V257H136ZM152 258V257H151ZM179 258V259H180ZM181 258V262L183 261V259ZM186 258V257H185ZM191 258V257H190ZM203 258V257H202ZM210 258H211V256H210ZM261 258H263L264 259V257L262 256ZM1 259H3V260H1ZM42 259H43V256H42ZM54 259V258H53ZM63 258H60L59 260H61V261H63L62 260ZM77 259H79V257L77 258L76 257V261H77ZM86 259H87V257H86ZM97 259V258H96ZM117 259V258H116ZM123 259V258H122ZM128 259V258H127ZM127 259H126V262H127ZM142 259V258H141ZM153 260H154V258H152ZM163 259H165V258H163ZM169 259V258H168ZM168 259H166L167 260V262H168ZM176 259H178V258H176ZM197 259H198V257H197ZM209 259V258H208ZM221 259V260H220ZM218 261H219V263L220 262H222L223 260H225V258L222 260V258H220ZM230 259L232 260V261H230ZM252 259V258H251ZM256 259V258H255ZM263 259H261V260H263ZM8 260V259H7ZM41 260V259H40ZM40 260H39V263L41 264V262H40ZM45 260V259H44ZM64 260V261H65ZM71 261H72V258L70 259ZM81 260V259H80ZM83 261L85 260V258H83L82 259ZM92 260V259H91ZM119 260V258L117 259V261H115L116 263L115 264H117V262H119L118 261ZM121 260V259H120ZM130 260V259H129ZM133 260V262H134V259H132ZM153 260H150V261H153ZM156 260H158V259H155L154 261H156ZM162 261V259H159V261ZM187 260H188V258H187ZM186 260V261H187ZM209 260H211V259H209ZM208 260V261H209ZM227 260V259H226ZM225 260V262H228V261H226ZM252 260H254V259H252ZM9 261V260H8ZM37 261V260H36ZM42 261V260H41ZM54 261L55 262H57V263H59V264H61L62 262L61 261H56V259H54ZM82 261V262H83ZM89 261V260H88ZM106 261V260H105ZM105 261H103V263L105 262ZM123 261V260H122ZM137 261V260H136ZM140 261V260H139ZM143 261V260H142ZM180 261V260H179ZM194 262V264H197V261H200V260H191V263L189 262V260H188V263L189 264H193V262ZM204 261V260H203ZM215 261H217L216 259H214V260H211V261H209V263L210 262H212L211 264H213V262H214V264L216 263V264H219V263H217V262H215ZM243 261V260H242ZM245 261V260H244ZM7 262V261H6ZM10 262V261H9ZM28 262L29 261H27L25 264H28ZM30 262H29V264H30ZM34 262H33V264H34ZM45 262L46 261H44V264H45ZM49 262H52L51 260L49 261ZM48 262V263H49ZM78 262V261H77ZM81 262V261H80ZM87 262V261H86ZM124 262H125V257H124ZM129 263H130V261H128ZM178 262V260H176L175 261V264ZM185 262V261H184ZM196 262V263H195ZM202 262V261H201ZM201 262H200V264H201ZM204 262H206L205 264H207L208 262L207 261H204ZM204 262H202V264H204ZM256 262V261H255ZM259 262V261H258ZM263 263H264V261H262ZM262 262H260L261 264H262ZM35 263H38V262H35ZM47 263V262H46ZM64 263V262H63ZM62 263V264H63ZM65 263H69V262H65ZM64 263V264H65ZM72 263V262H71ZM79 263V262H78ZM90 263V262H89ZM97 263V262H96ZM95 263V264H96ZM107 263H109V262H107ZM106 263V264H107ZM111 264H112V262H110ZM144 262H142V264H143ZM145 263H147V262H145ZM149 263V262H148ZM147 263V264H148ZM158 264L159 262L157 261L156 263L155 262H151L150 264ZM166 263V262H165ZM164 263V264H165ZM179 263V262H178ZM177 263V264H178ZM246 264L248 263L249 264V262H248V260H246V262H245ZM244 263V264H245ZM251 264H252V262H250ZM259 263V264H260ZM21 264V263H20ZM43 264V263H42ZM52 264H53V262H52ZM77 264V263H76ZM114 264V263H113ZM120 264H121V262H120ZM136 264V263H135ZM174 264V263H173ZM183 264V263H182ZM185 264V263H184ZM198 264H199V262H198ZM227 264H229V263H227ZM255 264V263H254ZM258 264V263H257Z\"/></svg>",
  "mask_w": 264,
  "mask_h": 264
}]
</instances>
